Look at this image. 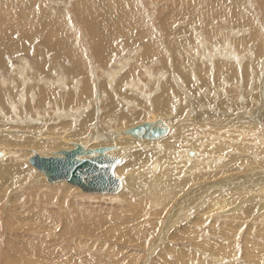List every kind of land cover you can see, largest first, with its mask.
<instances>
[{
  "label": "rangeland",
  "instance_id": "374dc122",
  "mask_svg": "<svg viewBox=\"0 0 264 264\" xmlns=\"http://www.w3.org/2000/svg\"><path fill=\"white\" fill-rule=\"evenodd\" d=\"M85 0H0V8H2V7H4V6H6L7 5V3H8V6H9V14H10V18H11V23L13 24V25H15V26H20V25H28V24H38V23H40L41 22V20H40V18H39V15H40V13H46V14H51V15H58L57 13L59 12V11H62V13H63V17H65L71 24H72V27L73 28H75L76 29V31H77V33H78V35L79 36H81V39H80V41L81 42H89V40H88V36H89V34H90V28H89V26H91V24L89 25V21H88V19L91 17V16H95V17H98V15L96 14L97 12H92V11H90L89 10V18H86V16L85 15H83V14H81V12H80V5L84 2ZM101 1H104V0H91V2H90V5L91 4H96V3H98V2H101ZM128 1V2H127ZM161 1V2H160ZM170 1H171V3L173 4H171L170 3ZM184 1V2H183ZM193 0H123V2L128 6V5H133L132 7L133 8H135V9H137L138 11H144V13H137V14H135L137 17H136V19L139 21V22H145V24H147L144 28L145 29H147L148 27L150 28H148L147 29V31H148V35H149V30H153L154 31V35H152L151 36V38H152V40H150L149 42H151V43H153L154 45H155V47H156V45H158L159 47H156V49H158V48H160L161 46H162V50H164V52L167 54V51H168V53L169 54H167V56H169V57H171L172 56V54H173V56H174V52L177 54V55H179V57L181 56V58L180 59H182V60H184L183 62L185 63V64H189L188 62H186V61H188L189 60V62H190V64H191V67H193L194 65V69H195V67H197L196 69H198L199 68V65L201 64V62L200 61H207L208 63H210L211 61H212V63H213V61H215L213 58H215V57H212V55H211V50H212V53H214L213 52V49L215 48V46H216V48H217V42H218V39L219 38H222V35L224 36V34L226 33L227 34V39H229L228 40V44L226 45L227 46V48L226 49H228V50H231V51H233V48H232V46H233V44H232V41H233V36L234 37H238V33H237V31H240L241 33H243L244 31L248 34V33H250V31H252L253 32V27H255V26H259V27H261L262 28V30L260 29L259 31L262 33V35L264 34V0H220V1H218L217 0V4L216 3H214V7L212 8V16H213V20H212V24H210V26L209 25H207L206 23L204 24L203 22H205V15H202V17H198V16H201L200 14L202 13V14H204L205 13V9H207V8H205L206 6H209V4L211 3V0H210V2H208L207 0H205V1H207V3L204 5V6H201V7H199L198 8V14L197 13H195V12H193L192 14H197V16H194V18L195 19H193L192 18V16H190V15H186V13H184V11H185V7H186V5H187V7L188 8H192V7H190V5H193L194 6V4H195V1L196 0H194V2H192ZM201 1H203V2H205L204 0H201ZM63 2V3H62ZM131 2V3H130ZM183 4V6H182V8H179V4H181V3ZM221 2V3H220ZM11 3V4H10ZM30 3H33V4H38V6H31V4ZM76 3V4H75ZM149 3V4H148ZM153 4H155V5H153ZM171 4V5H170ZM188 4H190L189 6H188ZM76 5V6H75ZM149 5V6H148ZM185 5V6H184ZM241 5V6H240ZM155 6V7H154ZM157 6H158V9H157ZM174 7H177L178 8V11L175 13V11H174ZM216 7V8H215ZM160 8V9H159ZM195 8V7H194ZM193 8V9H194ZM219 8V9H218ZM128 9H129V7H128ZM192 9V10H193ZM199 10H200V12L201 13H199ZM205 10V11H204ZM195 11V10H194ZM214 11L216 12L217 11V13H218V15L220 16V19H219V16L216 14V13H214ZM221 11V12H220ZM184 13V15L186 16V19L185 18H181V20H180V17L179 16H177V14H179V13ZM220 13H221V15H220ZM234 13H236L237 15H233ZM144 14V15H143ZM248 14V19H246L245 17H246V15ZM100 15V14H99ZM170 15V16H169ZM176 15V16H175ZM205 16V17H204ZM214 16H216V17H214ZM237 16H239L238 17V20H237ZM173 17V18H172ZM235 17V18H234ZM214 18H215V20H214ZM85 19V20H84ZM174 19V20H173ZM191 19H193V20H191ZM201 19V20H200ZM84 20V21H83ZM183 20V21H182ZM195 20V21H194ZM197 20V21H196ZM198 20H199V23H201V27L203 28V26H204V28L202 29L201 27H200V24L198 23ZM218 20H220V21H222V22H220V21H218ZM242 20V21H241ZM135 21V19L134 20H132V22H134ZM201 21V22H200ZM217 21V22H216ZM240 21V22H239ZM87 22V23H86ZM89 22V23H88ZM132 22H130V23H132ZM184 22V24H181V23H183ZM194 22V23H193ZM197 22V23H196ZM216 24H215V23ZM127 24V28H126V34L128 35L129 33H128V29L130 28V30H131V28H133V26H132V24ZM169 23V24H168ZM196 23V25H194ZM88 24V25H87ZM138 24V23H137ZM167 24V25H166ZM174 24H177V25H174ZM219 24V25H218ZM185 25V26H184ZM196 27H194V26ZM197 25H199V29H198V27H197ZM211 25H215L214 26V28L215 27H217V28H219V29H214L213 28V26H211ZM135 26H136V23H135ZM148 26V27H147ZM171 26H172V28H176V27H179V29H182V28H188V29H186V30H188L189 32L187 33L185 30H183V31H180V34H176L175 33V35H173V37L168 33V31H167V28H171ZM188 26V27H187ZM205 26H206V30H208V31H206V30H204L205 29ZM219 26V27H218ZM129 27V28H128ZM151 27H153V28H151ZM166 27V28H165ZM182 27V28H181ZM191 29H190V28ZM208 27H212L213 28V30H215L216 32H214L215 33V35H216V40H211V38H209L210 36H214L213 35V30H212V28H211V32H209V28ZM193 28H195V29H197V31H195V29H193ZM208 28V29H207ZM194 31H193V30ZM221 29V30H220ZM252 29V30H251ZM161 30H163V31H161ZM199 30V31H198ZM219 30V31H218ZM139 31H142V29H139ZM194 32V33H192V32ZM222 31V32H221ZM228 31H230V33H228ZM132 32H133V34H134V29L132 30ZM143 32V31H142ZM165 32V33H164ZM186 32V33H185ZM201 32V33H200ZM223 33V34H221V33ZM225 32V33H224ZM144 33V32H143ZM157 33L159 34V35H157ZM164 34V35H162V34ZM203 33V34H202ZM240 33V34H241ZM193 34H195L196 36H198V37H196L195 35H193ZM199 34V35H198ZM205 34V35H204ZM210 34V35H209ZM212 34V35H211ZM239 34V35H240ZM165 35H166V37H165ZM167 35L169 36V37H167ZM188 35V36H187ZM203 37H202V36ZM219 35H221V36H219ZM262 35H260V36H262ZM38 36V35H37ZM161 36V37H160ZM164 36V37H163ZM179 36V37H178ZM185 36L187 37V38H185ZM190 36V37H189ZM200 36H201V38H200ZM206 36V37H205ZM39 37V39L35 42V43H37V45L39 46H37L38 47V49L40 48V49H42V50H40L41 51V53L43 52L44 53V50H45V46H47L46 45V42H45V40L43 39V38H41L40 36H38ZM205 37V38H204ZM218 37V38H217ZM14 38L15 39H18L19 38V36L17 35V34H14ZM41 38V39H40ZM189 38H193L194 40H196L195 42H196V44L194 45V43H193V47H195V46H197V47H195V48H193V47H191V44H192V41H194L193 39H190L189 40ZM196 38H198V39H196ZM204 38V39H203ZM126 39H130L131 40V42H132V44L130 43V41H126ZM123 38L122 39V42H120L119 43V45H117L118 44V42H117V44H116V48H117V53H116V55H118L117 56V61H115V57L114 56H116V55H110V56H105L104 57V59L101 57V56H96L95 54H94V52L91 50V52H93V54L91 55V54H89V51H87L88 49L87 48H85V45H84V48H85V52H86V54L87 55H85L84 57H87V58H83L82 60H80V59H78L79 61H76L75 60V58H76V56L73 54V53H71L70 52V48H69V40H67V47H68V51H67V55H66V57H65V59H64V56H65V53H61V52H59L58 50H57V52H59V59L63 62V63H67L68 65H70V68H67L66 70H64V72H67L66 74H69L71 77H74V78H80L81 79V82H82V84H83V80H85V78L86 77H88L89 78V80H90V83H91V85L93 84L94 85V87H95V89H96V87H101L100 88V91H102V93L100 92V91H98V90H96V94L97 95H99V101L101 102V99H102V107H103V112L105 111V113H102V111H100L99 113H97V117H98V120H100V121H103V124H102V127L106 130V131H108V129H107V125L108 124H111V122H113L114 123V121H111L109 118L111 117V118H113L115 115V117L113 118V119H115V118H117L118 120H116V122H115V124H114V126H116L115 128H117V129H120V128H124V127H126V126H129V125H133V124H135V123H138V122H142V121H144V120H146V119H151L152 117H150L149 118V116H148V113H147V111H154V108H153V106H152V104H150V103H152L151 102V100L154 98V95H159V94H161L162 93V91H163V89L164 88H167V86H168V88L167 89H170L169 88V82L168 83H166V82H164L165 80L167 81H169L170 79L171 80H175V78L174 77H172L173 75H170V77L171 78H169V74H170V72H171V67L173 68V66H171L170 65V63L169 64H167V60L166 61H164V60H161L162 59V57H161V55H159V54H157V53H155L154 55L152 54V53H150L151 51H150V48H148V45H147V43L145 42V43H142V39L141 40H138V38H135V36L133 37V35L132 36H130L129 38ZM133 39V40H132ZM155 39H157V40H155ZM165 39V40H164ZM169 39V40H168ZM178 39V40H177ZM185 39V40H184ZM199 39H200V41H199ZM40 40H42V42L40 41ZM123 40H124V42H123ZM135 40H138V41H136V42H134ZM163 40V41H162ZM171 40V41H170ZM188 40V41H187ZM197 40L199 41V42H197ZM157 41V42H156ZM159 41H161V42H159ZM174 41H176L175 43H177V46L176 47H174L173 45H172V43L171 42H174ZM201 41H204V42H202L201 43ZM205 41H207V42H205ZM210 41H215V45L213 46L211 43H210ZM126 42V43H125ZM130 44H129V43ZM134 42V43H133ZM141 42V43H140ZM166 42V43H165ZM169 42V43H168ZM190 42H191V44H190ZM209 42V43H208ZM42 45H40V44ZM123 43H125V44H123ZM163 43V44H162ZM188 43V44H187ZM200 43V44H199ZM206 43H208V44H206ZM86 45H87V43H85ZM138 44V45H137ZM160 44H162L161 46H160ZM167 44V45H166ZM185 44V45H184ZM198 44H199V46H198ZM30 45V44H29ZM122 45H125L126 46V48H125V46L124 47H122ZM132 45V46H131ZM146 45V46H145ZM166 45V46H165ZM201 45H203V46H201ZM213 47H212V46ZM223 44H220V46L221 47H223L222 46ZM131 46V47H130ZM136 46H137V48H136ZM139 46H141V47H139ZM209 48H208V47ZM211 46V47H210ZM43 47H45V48H43ZM121 47H122V49H121ZM131 49H130V48ZM134 47V48H133ZM139 47V48H138ZM163 47H165V48H163ZM204 48V49H201V48ZM145 48V49H144ZM170 50H169V49ZM199 50H198V49ZM213 48V49H212ZM120 51H119V50ZM134 49H139L140 50V52H137V51H139V50H134ZM141 49H144V50H141ZM161 49V48H160ZM197 49V50H196ZM208 51H207V50ZM219 49V48H218ZM39 50H35V51H33L34 53H32L33 54V57H32V54H27L26 52V56L28 57V59L30 60V63H32L35 59H37V58H42V57H40V56H37L36 54H39L38 52H40ZM130 50H132V51H130ZM146 50V51H145ZM166 50V51H165ZM187 50H188V52L189 53H187ZM192 50V51H191ZM196 50V51H195ZM202 52H201V51ZM203 50H205L206 52L204 53V51ZM130 52V56H132V58H133V60L132 61H130L131 60V57L130 56H128V54H129V52ZM137 52V53H134V52ZM145 52L146 54H142V56H140L141 55V53L142 52ZM174 51V52H173ZM194 51H195V57H193L194 56ZM210 51V52H209ZM220 51H222L221 49L219 50V52ZM53 52V53H52ZM57 52L55 51L54 52V50H52L51 52H50V54H49V52H47V54L49 55V58L50 59H54V58H58L57 56ZM116 52V51H115ZM115 52H114V54H115ZM123 52V53H122ZM127 52H128V54H127ZM171 52V53H170ZM184 52V53H183ZM204 53L205 55H207L208 56V54L210 53V59L209 60H207L208 58L207 57H204L205 55H202L201 53ZM208 52V53H207ZM254 52V51H253ZM125 53V54H124ZM134 54H138V56L137 55H134V57H135V60H134V57H133V55ZM152 54L151 56H148L149 54ZM181 53V54H180ZM190 53H191V55H190ZM200 53V54H199ZM248 53V52H247ZM61 54V55H60ZM69 54V55H68ZM72 54V55H71ZM89 54V55H88ZM106 54H108V53H106ZM120 54V55H119ZM127 54V56H125ZM148 54V55H147ZM184 54L186 55V59L184 58L185 56H184ZM193 54V55H192ZM197 54V55H196ZM216 54H218L219 55V53H216ZM232 54H237V55H239L240 57L241 56H243L241 53H239V52H236V51H234V52H232ZM252 54H254V53H252ZM57 55V56H56ZM122 55L124 56V57H128V58H130V59H127L126 60V58H122ZM183 55V56H182ZM190 55V56H189ZM217 55V56H218ZM19 56H21V57H23V55H19ZM68 56V57H67ZM70 56V57H69ZM72 56H73V58H72ZM90 56V57H89ZM94 56V57H93ZM119 56H121V58L123 59V60H125L124 62H123V60H120L119 58ZM148 56V57H147ZM192 56V57H191ZM203 56V58L205 59H202L201 57ZM112 57H114V58H112ZM136 57H138V58H136ZM188 57V58H187ZM189 57H191L190 59H189ZM199 57V58H198ZM254 57H255V55H254ZM15 58H18V56L17 57H15ZM68 58H70V59H68ZM89 58V59H88ZM111 58V59H110ZM146 58V59H145ZM148 58V59H147ZM150 58V59H149ZM155 58H156V60H155ZM160 58V59H159ZM194 58H196V59H194ZM221 58V55H220V57L218 56V57H216L215 59L217 60V59H220ZM97 59V60H96ZM99 59V60H98ZM112 59H113V62H112ZM119 59V60H118ZM144 59V60H143ZM198 59V60H197ZM213 59V60H212ZM16 60V61H15ZM55 60V59H54ZM65 60V61H64ZM72 60H74L73 62H72ZM93 60V61H92ZM109 60V61H108ZM142 60V61H141ZM150 60V61H149ZM194 60V64L192 63V61ZM197 60V61H196ZM233 60H235V61H237V62H239L238 60H237V58H233ZM13 61L14 62H12V65H10V70H9V73H8V70H7V67H5L6 66V62H3V64H2V66L1 67H3V68H1L0 67V69H3V70H7L6 72L5 71H0V101L2 102H0V108L2 107V111L0 110V112H1V114H0V133H2V134H0L1 136L0 137H3V136H5V135H9V136H5V137H11V136H14V135H21V134H25V135H32V136H37V132H42L43 131V136H44V132H46L45 131V129H49V126L50 127H52V128H55V129H58L59 131H63L64 129L65 130H67V131H69L70 130V128L71 129H73V131L75 130V131H77V133H78V128H79V124H80V122L84 119V117H85V115L87 114V112H89V110H91L92 109V107H93V104H94V99H92L91 100V105L90 106H88L87 107V109L86 110H84L83 108H82V105L83 104H81V108H77V106H78V103H76V101H74V98L73 99H69V98H71L72 96H70L69 95V84L70 83H68L67 84V78H65V74H61V72H57L58 74H56V75H58L60 78L62 77V78H64L65 80H66V85L68 86V88H66V85H65V87L63 88V89H53V90H51V92L49 91V93L47 92L46 93V96L44 95V94H41V92H38V97H37V99L39 100L38 101V103H39V105L38 106H36V103L34 102V100L33 99H35L36 98V87H37V85H35V83H31V81H30V83L32 84H30L29 85V83L27 82V85L28 86H30L31 88L33 87V89H31L30 87V89L29 88H27L28 86L26 85V82H25V79L26 78H28L30 75H32L33 74V72H32V69H27V67H25V66H23L24 68H26V69H21L20 70V68H18L19 67V65H21V62L18 60V59H13ZM32 61V62H31ZM89 61V62H88ZM94 61H99L98 62V64H101V62L100 61H103V62H105V65H104V63L103 64H101V65H98L97 66V62H95V63H93ZM115 61V62H114ZM133 61L135 62V64H133ZM155 61V62H154ZM173 60H171L170 62H172ZM210 61V62H209ZM80 62V63H79ZM108 62V64H106ZM117 62V63H116ZM120 62H122L123 63V65H124V68H122L121 66H123ZM126 62H131V63H129V64H132L130 67L128 66L129 64L128 63H126ZM138 62H139V65H138ZM160 62V63H159ZM164 62V63H163ZM166 62V63H165ZM196 62V63H195ZM197 62H199V63H197ZM202 62V63H203ZM13 63L15 64V66H17V68L14 66L13 67ZM16 63H17V65H16ZM112 63H113V65H115V67L112 65ZM126 65H125V64ZM142 63V64H141ZM150 65H148V64ZM240 63V62H239ZM264 63V62H263ZM74 64V65H73ZM78 64V65H77ZM79 64L81 65V66H79ZM83 64V65H82ZM90 64V65H89ZM128 64V65H127ZM137 64V65H136ZM242 64H244L243 62H242ZM71 65H73L72 67H71ZM76 65V66H75ZM107 65V66H106ZM155 65V66H154ZM170 65V66H169ZM193 65V66H192ZM77 66H79V67H83V66H86L87 67V69H90V67L89 66H91L92 67V70H93V75L91 76L90 74H89V72L86 70L85 71V69H84V71L82 70V69H79ZM94 66H97V67H94ZM112 66V67H111ZM118 66V67H117ZM134 66V67H133ZM136 66L138 67V68H136ZM160 66V67H159ZM165 66H166V68H165ZM262 66V63H260V67ZM49 67V65H47V68ZM76 67V68H75ZM89 67V68H88ZM100 67V68H99ZM101 67H102V69H101ZM114 67V68H113ZM127 67V68H126ZM130 68V70L132 71V78L130 77V75H128V74H130L131 73V71L129 70V68ZM133 67V68H132ZM155 67V68H154ZM161 67H162V69H161ZM175 67V66H174ZM14 68H16V69H14ZM106 68V69H105ZM109 68H113L112 69V72H111V70L109 69ZM117 68V69H116ZM119 68V69H118ZM134 70H132V69ZM142 68V69H141ZM264 68V67H263ZM11 69H13L14 70V72L16 73L17 71H19V73H21V74H23V76H21V75H19V73L18 74H15V73H13V70H11ZM101 69V70H100ZM105 69V70H104ZM109 69V70H108ZM129 70V71H126V70ZM138 69V71H136ZM165 69V70H164ZM27 72H26V71ZM76 70V71H75ZM96 70H98V71H96ZM117 70H121V71H117ZM124 70V71H123ZM143 70V71H142ZM156 70L160 73H157L156 72ZM162 70L164 71V72H162ZM167 70H168V74H167ZM174 72H175V70H176V67H175V69L173 68L172 69ZM11 71V72H10ZM23 71V72H22ZM24 71H25V75H24ZM30 71V72H29ZM69 71H72V72H70L69 73ZM79 71V72H78ZM95 71V72H94ZM103 71H105L106 73H108V72H110L109 73V75L107 74L106 75V73H105V75L104 74H102V73H104ZM108 71V72H107ZM116 73H115V72ZM135 71L138 73V74H142V75H138L137 73H135ZM166 71V72H165ZM213 71V75H211L210 74V76L212 77V76H214L215 77V71L214 70H212ZM262 71V72H261ZM261 71H259V72H255V69L253 68V76H255L256 74H259L260 75V79L261 80H259V82L261 81V83H259V82H257L258 83V86H257V84L254 82V84H253V80L251 81V82H249V84H245L246 83V81H244L243 80V78H242V80H241V87H237L236 85H234L233 83H229L228 85H226L225 87H223L222 86V84H220L221 85V89L218 91V90H216V91H218V92H211L212 94L210 95L209 93H207V87L211 90V86H212V88L213 87H215L216 89H218L216 86H218L217 85V82H214L213 81V79H214V77H210V79L212 80V83L209 85V84H206V86H205V83H204V81L205 80H207L206 78H204L201 74L199 75V76H196L197 78H200L199 80L197 79V81H196V77L194 78V80H195V82L194 83H191V82H189V80H187L186 81V79L188 78H182L181 77V80H179V81H181L180 82V86H179V83H178V85L177 86H175V89H173L174 90V92L175 93H177L175 96V99H179V96H180V100L179 101H181L182 99V104H181V106H182V108H183V106L184 105H188L189 104V106H191L192 104H194L195 103V105L194 106H197L196 107V110H194L190 115L189 114H184V112L180 115V114H177V112H174V111H169L168 110V112L169 113H171V112H173L172 113V115H171V117L174 119H172V121H171V124L174 126V127H176V125L175 124H173V122H176L177 121V124L178 123H186V122H189V121H192L193 120V122H192V127H194V128H198V127H196V126H201V125H203V126H208V128H206V129H209L210 128V130H213L214 128L216 129L217 127H218V125L217 126H215L214 124H213V122L214 121H217L218 123H220L221 124V126L219 127L220 129H219V134L220 135H222V136H227V134H229L230 133V137L231 138H233L231 135H233V132L234 133H237L236 132V128L238 127V122H237V119L235 120V122L234 121H231L232 119L231 118H233V116L234 115H238L239 117H242V118H244V117H246V115H244V113H246L247 111H249V113H255L258 109H259V111L261 112L262 111V117H261V120H259L260 122V125L261 126H263L264 125V69H262ZM1 72H3V74H5V76H7V73H8V77H5V76H2L3 74L1 73ZM45 72V70H43V72L42 73H44ZM75 72L77 73V74H79V73H81V74H79V75H77V74H75ZM86 72V73H85ZM100 72V73H99ZM102 72V73H101ZM117 72H118V74H117ZM124 72V73H123ZM125 72H126V74L128 73V72H130V73H128L127 75H128V78L126 77V75H124L125 74ZM140 72H142V73H140ZM145 72H147L146 74H145ZM11 73H12V75H11ZM32 73V74H31ZM48 70H46V74L48 75ZM113 75H112V74ZM120 73H122L121 75H119ZM16 75V76H14V75ZM28 74V75H27ZM84 74H85V78H84ZM98 74V75H97ZM102 74V75H101ZM116 74V75H115ZM133 74H135L134 76H133ZM157 74H158V76H157ZM206 73H204V75H205ZM90 75V76H89ZM103 75L105 76V77H103ZM111 75H112V77H111ZM119 75V76H118ZM123 75V77L122 78H124V79H122L121 78V76ZM138 76V80L140 81H138L137 80V76ZM165 75V76H164ZM166 75H168L167 77H166ZM17 76H19V77H17ZM27 76V77H26ZM106 76L108 77L107 79H111V80H107L106 79ZM110 76V77H109ZM113 76L118 80H115V78H113ZM125 76V77H124ZM139 76H141V77H139ZM146 76V77H145ZM151 78H150V77ZM162 76V77H161ZM164 76V77H163ZM179 76H181V75H179ZM11 77V78H10ZM22 77H23V79H22ZM95 77H97V78H95ZM100 77V78H99ZM148 77V78H147ZM153 77H154V79H155V81L153 80ZM156 77H159V78H156ZM162 79H161V78ZM166 77V78H165ZM3 78H5V79H3ZM20 78L22 79V81H21V83H24L23 85L21 84V83H18L17 82V80L19 79L20 80ZM83 78V79H82ZM122 80H121V79ZM135 78V79H134ZM146 78V79H145ZM150 78V79H149ZM164 78V79H163ZM172 78H174V79H172ZM7 79H8V81L9 82H11V83H9L8 81H7ZM12 79V80H11ZM17 79V80H16ZM96 79H98V80H96ZM103 79H105V81L103 80ZM130 79V80H129ZM159 80V81H157V80ZM183 79H185L184 81H183ZM203 79H204V81H203ZM228 79H230V78H228ZM3 80H6L7 81V84H8V87L6 86V84H5V86H4V83H6L5 81L4 82H2ZM11 80V81H10ZM78 79H76V81H77ZM127 80V81H126ZM145 80H148L149 82L147 83V81H145ZM164 80V81H163ZM215 80V79H214ZM217 80V79H216ZM16 81V82H15ZM29 81V80H28ZM79 81V80H78ZM97 81H99V82H97ZM115 81H116V83H115ZM130 81V82H129ZM133 81H135L136 83H134ZM178 81V82H179ZM184 83H183V82ZM189 82V83H187L188 85H186V88H184L185 86H182L183 84L185 85L186 84V82ZM202 81V82H201ZM242 81H244V82H242ZM93 82V83H92ZM119 82V83H118ZM124 82V83H123ZM155 82V83H154ZM162 82L163 83H166V84H168L167 86H163L164 88L162 89V88H160L161 86V84H162ZM201 83V85H200V83ZM14 83H17V84H14ZM45 83V82H44ZM43 83V84H44ZM95 83V84H94ZM108 83V84H107ZM110 83H111V85H110ZM127 85H126V84ZM150 83H153V85L152 84H150ZM157 83H161L160 85L159 84H157ZM181 83H183V84H181ZM197 83V84H196ZM199 83V84H198ZM244 83V84H243ZM119 84V87H120V89L118 88V85ZM121 84V85H120ZM122 84H124V85H122ZM150 84V85H149ZM189 84H190V89L192 90H190L188 87H189ZM193 84H196L197 85V87H196V85H195V87H196V90H195V87H193L192 85ZM216 84V85H215ZM9 85H11L12 87H13V89H14V91H13V89H12V87L10 86L9 87ZM26 85V86H25ZM36 86V87H34V86ZM101 85V86H100ZM115 85L116 87H117V89H116V87L113 86ZM152 85V86H151ZM201 87H200V86ZM232 85V86H231ZM243 85H244V87H243ZM21 88H20V87ZM124 86H126V87H124ZM128 86V87H127ZM131 86H132V88H131ZM147 86V87H146ZM188 86V87H187ZM191 86H192V88H194V89H192L191 88ZM205 86V87H204ZM210 86V87H209ZM247 86V87H246ZM8 89H7V88ZM15 87H16V90H15ZM19 87V88H18ZM25 87V88H24ZM58 88V86L56 85V86H54L53 88ZM105 87V88H104ZM112 87V88H111ZM158 87V88H157ZM177 87V88H176ZM181 87V88H180ZM198 87H199V89L201 90V88L203 89L202 90V92H204V93H206V94H203L201 91H199V89H198ZM237 87V88H236ZM243 87V88H242ZM249 87V88H248ZM260 87V88H259ZM24 88V89H23ZM38 88V87H37ZM110 88V89H109ZM128 88H130V89H128ZM148 88H150L151 89V91L148 89ZM154 88V89H153ZM173 88H174V85H173ZM184 88V89H183ZM244 88H247V89H244ZM12 90L13 91V93H12V91L10 92V90ZM21 89H23V90H21ZM27 89H28V91H27ZM34 89H35V91H34ZM103 89H105V90H103ZM138 89H140V90H138ZM159 89V90H158ZM162 91H161V90ZM177 89V90H176ZM179 89H183L182 90V93H181V91H179ZM204 89H206V90H204ZM244 89V90H243ZM254 89V90H253ZM258 89H260L259 91H258ZM262 89V90H261ZM6 90V91H5ZM7 90H9V91H7ZM17 90H19V93H18V91ZM21 90V91H20ZM26 90V91H25ZM32 90V92H35V95H32V96H34V98L32 99V96H31V94H28V92L30 93V91ZM60 90V91H59ZM112 92H111V91ZM122 91V90H124V91H122L123 93L121 94V92L120 91ZM127 90H129V91H127ZM137 90V91H136ZM154 90H156V91H154ZM195 90V91H194ZM228 90V94L227 93H225L226 91ZM55 91V92H54ZM62 91V92H61ZM104 91H106V92H104ZM131 91H133V92H131ZM136 91V92H135ZM142 91H145V92H142ZM147 91V92H146ZM153 91V92H152ZM161 91V92H160ZM178 91V92H177ZM183 91H184V93H183ZM186 91H188V92H186ZM194 91V92H193ZM199 91V92H198ZM225 91V92H224ZM240 91V92H239ZM242 91V92H241ZM245 91V92H244ZM10 92V93H9ZM22 92V93H21ZM25 92H27V94L29 95H27ZM44 91H42V93H43ZM65 92V93H64ZM75 93H76V91H74ZM81 92V91H80ZM103 92H104V94H103ZM126 94H125V93ZM142 92V93H141ZM158 92H159V94H158ZM224 92V93H223ZM235 92V93H234ZM10 95H9V94ZM15 93V94H14ZM25 94V95H27L28 97H26L25 95L24 96H20V95H18V94ZM57 93H58V95H57ZM64 93V94H63ZM67 93V94H66ZM82 93H83V91H82ZM119 93V94H118ZM129 93V94H128ZM131 93V94H130ZM143 93H145V94H147V95H145L144 94V96H146V97H148L149 98V100H148V98H146V100L144 99V98H142L141 96H143ZM151 93V94H150ZM156 93V94H155ZM174 93V94H175ZM179 93V94H178ZM183 94L184 96H185V98H184V96L182 97V99H181V94ZM190 94L191 96H192V93L194 94V93H197L198 94V96L200 97V99L202 98V100H200L201 102L200 103H203V104H200V103H198L197 102V100H199V98H198V96H195V95H193V96H195V97H197L198 99H195V98H191V96L190 95H187V94ZM230 93V94H229ZM241 93H243V95L241 94ZM249 93V94H248ZM49 94H51V95H49ZM55 94V95H54ZM101 94V95H100ZM110 94H112V96H110ZM132 94H133V97H132ZM135 94V95H134ZM138 94V95H137ZM140 94V95H139ZM209 95L208 97L209 98H207L206 96V99L203 101V97L204 96H201V95ZM225 94V95H224ZM14 95V96H13ZM43 95V96H42ZM48 95V96H47ZM64 95V96H63ZM83 95H84V93H83ZM104 95V96H103ZM130 95V96H129ZM150 95V96H149ZM187 95V96H186ZM217 95V96H216ZM256 95V96H255ZM10 96H12V97H10ZM30 96H31V98H30ZM45 96V97H44ZM108 96V97H107ZM121 96H128V97H126V98H124V99H126V100H128L129 98V103H128V101H126V100H124V99H121L122 97ZM138 96L139 97H141V100H143V102H141L140 101V98H138ZM143 96V97H144ZM153 96V97H152ZM220 96V97H219ZM225 96H226V98H225ZM232 96V97H231ZM247 96V97H246ZM16 97V98H15ZM18 97V98H17ZM19 97H22V98H19ZM24 97H26V98H24ZM47 97H49V98H47ZM69 97V98H68ZM108 99H107V98ZM109 97H112L113 98V101H110V99H112V98H109ZM116 97L118 98V99H116ZM138 98V100L137 101H139L140 103H139V106H138V103H137V101L136 102H134L135 104H131V101L133 100V99H135V98ZM151 97H152V99H151ZM188 97V98H187ZM204 97V98H205ZM228 97H231V98H228ZM14 98V99H13ZM42 98V100H40V99ZM62 98V99H61ZM104 98V99H103ZM187 98V100H185ZM247 98L249 99V100H247ZM15 100V102L14 101H10V100ZM28 99V102L26 101V103H24L23 104V102H25V100H27ZM32 100V101H29V100ZM45 99V100H44ZM50 99V100H49ZM106 99V100H105ZM116 99V100H115ZM191 99V100H190ZM231 99V100H230ZM245 99H246V101H245ZM251 99H253V101H256V102H253ZM255 99V100H254ZM19 100V101H18ZM24 100V101H23ZM45 102H44V101ZM47 100V101H46ZM68 100V101H67ZM108 100V101H107ZM117 100H119L118 102H117ZM189 100V102L190 103H187V101ZM193 100V101H192ZM207 100V101H206ZM221 100V101H220ZM148 101H149V103H148ZM184 101V102H183ZM185 101H186V103L187 104H185ZM205 101H206V103H205ZM4 102V103H3ZM13 102V103H12ZM19 102H21L22 103V105L19 103ZM30 102V103H29ZM35 104H34V103ZM41 102V103H40ZM47 102L49 103V105H46L47 104ZM55 102H59L58 104H55L54 105V103ZM110 102H112V103H115V104H111ZM119 102H121V103H119ZM125 102V103H124ZM133 102V101H132ZM191 102H193V103H191ZM246 102V103H245ZM9 103H11L12 105L14 104V106H13V108L12 109H16V110H12V111H10V108H9V106L11 105V104H9ZM16 103H17V105H16ZM144 104V105H142V104ZM146 103V104H145ZM148 103V104H147ZM20 105V107H18L19 105ZM29 104V105H28ZM44 104H45V106H44ZM122 104V105H121ZM131 104V105H130ZM141 104V105H140ZM197 104V105H196ZM213 104V105H212ZM240 104V105H239ZM16 105V106H15ZM31 105L33 106V108L31 107ZM112 106V108H110L111 106ZM114 105V106H113ZM120 105V106H119ZM123 105H124V107H123ZM127 105V106H126ZM137 105V106H136ZM146 105H149V106H146ZM218 105V106H217ZM221 105V106H220ZM252 105V106H251ZM259 107H258V106ZM22 106H24L23 108H21ZM42 106V107H41ZM51 106V107H50ZM118 108H117V107ZM129 106V107H128ZM135 106V107H134ZM144 106H145V109H143L144 108ZM193 105H192V107L193 108H195ZM203 106V107H202ZM245 106V107H244ZM4 107H6V108H4ZM17 107V108H16ZM27 107V108H26ZM114 107H116V108H114ZM125 107L126 108H128V109H125ZM148 107H149V109H151V110H149L148 109ZM179 107V106H178ZM177 107V109H179ZM202 107V109H200V108ZM221 107V108H220ZM225 107V108H224ZM249 109H248V108ZM30 108V109H29ZM45 108H47V109H45ZM115 110H114V109ZM133 108V109H132ZM136 108V109H135ZM141 108V110H139ZM147 108V109H146ZM216 108H218V109H216ZM247 108V109H246ZM52 109V110H51ZM59 109H60V111H59ZM78 109H80V113L79 114H77V113H75L74 111L75 110H78ZM124 109V110H123ZM142 109H143V111H142ZM183 109H186V111H188L187 109V107H185L184 106V108ZM189 109H191V108H189ZM254 109V110H253ZM31 110V111H30ZM35 110V111H34ZM38 110V111H37ZM46 110V111H45ZM135 110H136V112H137V114L138 113H140V115L138 114V116H140V120L138 119L137 121H132V122H130L129 120H130V118L129 119H127V117L126 116H124L123 118L121 117V115L122 114H124V113H126V111H127V113H133V114H136V113H134L135 112ZM200 110V111H199ZM223 110V111H222ZM13 111H14V113H13ZM15 111H16V113H15ZM42 111V112H41ZM107 111V112H106ZM117 111V112H116ZM123 111V112H122ZM198 111H199V116H200V121H199V119L197 120L196 119V115H198ZM210 111H211V113H210ZM11 112V113H10ZM32 112V113H31ZM46 112V113H45ZM55 112V113H54ZM63 112V113H62ZM203 113V115H202V113ZM226 112V113H225ZM5 113L7 114V115H5ZM22 113V114H21ZM84 115H83V114ZM243 113V114H242ZM2 114H4V115H2ZM50 114V115H49ZM64 114V115H63ZM67 114V115H66ZM70 114V115H69ZM72 114V115H71ZM81 114V116H78V115H80ZM105 114V115H104ZM108 116H107V115ZM150 114V113H149ZM202 115V117H201V115ZM205 114V115H204ZM23 115V116H22ZM75 115V116H74ZM117 115H119V116H117ZM125 115V114H124ZM180 115V117H178ZM208 115V116H207ZM211 115H213V116H215V119L213 120V122H212V119H211ZM8 116V117H7ZM56 116H57V118H56ZM61 116V117H60ZM67 118H66V117ZM113 116V117H112ZM148 116V117H147ZM174 116V117H173ZM176 116V117H175ZM205 116H207V117H205ZM13 117V118H12ZM63 117V118H62ZM104 117V118H103ZM126 117V118H125ZM147 117V118H146ZM204 117H205V119H204ZM235 117V116H234ZM2 118H4V119H6V120H4V119H2ZM8 118H10L11 119V121H10V119H8ZM47 118V119H46ZM66 118V119H65ZM146 118V119H145ZM204 119V121L202 122L201 120H203ZM50 119V120H49ZM144 119V120H143ZM228 119V120H227ZM241 119V118H240ZM4 120V121H3ZM16 120V121H15ZM61 120V121H60ZM182 121V122H180V121ZM242 120V119H241ZM14 121V122H13ZM59 121V122H58ZM62 121H64L65 122V127H64V129L63 130H60V128L57 126V124L58 123H60V122H62ZM95 120H93V122H94ZM123 121H125V122H123ZM128 121V122H127ZM10 124H12V125H10ZM56 122V123H55ZM98 125H101L99 122H97V121H95ZM123 122V123H122ZM209 122V123H208ZM232 122H234V123H232ZM243 122H247V123H249L248 121H243ZM6 123V124H5ZM42 123V124H41ZM48 123V124H47ZM198 123V124H197ZM212 123V124H211ZM4 124V125H3ZM10 126H9V125ZM52 126H51V125ZM219 124V125H220ZM229 124H231V125H233L234 124V126H232L231 127V125H229ZM237 124V125H236ZM27 125H28V127H27ZM55 125V126H54ZM87 125H90V123L89 124H87ZM95 124L93 123V125H91L90 126V128L91 129H89L88 131H89V133L92 131V129H93V127L92 126H94ZM122 125V126H121ZM179 125V124H178ZM15 126H16V128H15ZM229 128H228V127ZM35 127V128H34ZM235 129H234V128ZM27 128V129H26ZM222 128V129H221ZM224 128H227L226 130L224 129ZM229 129V130H228ZM15 130H16V132H15ZM64 130V131H65ZM217 130V129H216ZM250 130V129H249ZM111 131V130H110ZM224 131H226V132H224ZM231 131V132H230ZM23 132V133H22ZM25 132V133H24ZM27 132V133H26ZM33 132V133H32ZM35 132V133H34ZM4 133V134H3ZM30 133V134H29ZM244 133H247V132H244ZM243 133V134H244ZM13 134V135H12ZM210 134V132H208L207 131V133L205 134V135H209ZM217 134H218V132H217ZM243 134H242V138L243 139H246V136H243ZM264 131H262V130H260L259 129V131H258V135H257V137H255L254 138V143H252L253 144V146L255 145V146H257V148H258V150H261L262 148H264ZM3 135V136H2ZM77 134H73V137L74 136H76ZM198 135V134H197ZM204 134H202V136H205ZM88 136V135H87ZM37 137H39V134H38V136ZM199 137H201V133H199ZM199 137H196L197 139L199 138ZM75 138H77V137H75ZM78 138H81V137H78ZM130 140H132V143H131V145L129 146L130 147V150H131V148H133L132 146H134V149H138L139 148V146H140V143L141 144H145V143H147V142H151L152 143V141H146V142H143V141H141V140H135V139H132V138H129ZM217 139V138H216ZM56 140H58V139H55V140H53V141H56ZM105 139H103V141H104ZM111 140V139H110ZM134 141H138V142H140L139 144H134ZM206 141V140H205ZM205 141H202L200 144H199V146L198 147H192V148H190V150H192V151H194L195 150V148H198V149H200V153H199V155L197 156L198 158H196V157H194L193 155H190L189 153H188V157L186 156V153H184V154H177V153H175V157L177 158V160H173V158H170V157H167L166 158V156L164 157L163 155H161L162 156V158H157L158 160H160L161 162H160V164H158V163H155L154 164V161L155 160H157L156 158H151L150 160H148V162H146V165H140V162L137 164V160L135 159V158H133V161L135 162V164L138 166L137 167V169L140 171V176L141 177H143V178H140V176H139V178H138V181H140V183H142V185L140 184V186H142L143 188H145V187H147V188H145L144 190H143V192H141L140 193V195L138 194V196H137V193H135L136 194V198L134 197L133 198V201H129L128 200V198H126V196L128 195V193H129V191H126V193L125 194H123V196L122 195H120L121 196V198L120 197H118L117 199H116V197H115V199L113 198V196H111L114 200H112V202L110 201V199H111V197L109 198L108 196L106 197L105 195H103V194H89V193H85V192H83V191H81L79 188L77 189V187H72L71 185H70V183H67V181H60V182H62V184H59V183H57L58 185H55V184H50V183H48L47 181H46V179L45 178H43V176H41L42 174L34 167V166H32L31 164H29L28 163V158L24 161V164H25V166H26V168H25V170L23 171V169H22V171L20 172V173H7V172H1L0 171V264H4V261H5V256L4 255H6L5 253V251H7V250H9V248L11 249V250H13L14 252V254L15 255H25L24 254V251H27L28 252V250H30V246L31 247H35L36 246V248L38 249V248H41V247H43V248H47L48 246L50 247V246H52L53 247V251H54V254H56L57 256L58 255H61L60 254V250L61 249H63L64 247L66 248V249H69V250H72L74 253H76V256H77V258L79 259V261L81 262H83V261H85V260H83L84 258H86V262H87V264H130V262H132V261H135L137 264H140V262L142 261V260H144V259H146L147 257H148V255L149 254H147L148 253V251H149V249H153V247L154 248H156V251L160 248V246L163 244L162 243V241H164V237H165V235L167 236L168 235V233H169V235H171L172 237H174V238H170L169 240L170 241H173V242H171V243H174V245L172 244V247H173V249L172 250H169V249H166L167 250V253H166V255H167V261H168V259H169V256H172V260H173V262L172 263H169V264H174L175 262H177V261H180L178 264H190L191 262H192V260L193 259H197L198 260V262L197 263H192V264H219V263H221V264H264V239L262 238V236H261V233H263L264 232V214H262L263 212H264V183H260L259 181H261L262 179H254V177L252 176V175H250L249 176V179L247 180V181H243V183H239V184H237V186H239V187H241V188H239V187H234L233 189H235V190H237V191H235V190H232L231 189V191H228L227 193H222V197L220 198V200L222 201V202H220V204H221V206H216V207H218V208H210V207H208L210 204H209V201H210V198H205L206 196H205V194H207V185H209V184H211L212 182L211 181H213V180H211L212 178H209L208 180H203V181H201V182H199V184H197L196 186H195V191L194 192H192L191 193V195L190 196H192L191 198L193 199V201H192V199H187V207H188V205L190 204V203H194V205L192 204V205H189V207L188 208H190V209H187V211H189L190 212V214H189V212H187L186 210H183V211H185V212H183V214L184 215H182V218L183 217H185L186 219H179L180 220V223H182L183 221H186V220H189V219H191V217H192V219L191 220H189V221H187L188 223V226H190V229H192V228H196V230H202V229H204V232L202 233V234H198V235H196V236H199L197 239L198 240H200V241H202L204 244H206V245H208L209 247H206L205 245H203V244H194V240L196 239V238H191V239H193V240H191V239H185L183 236H185V235H187V233L186 232H183V230H179V226H177V225H174L173 227H174V229H172V227H171V229H170V231L172 230H174L173 232H175V233H173V232H170L169 231V229H168V227H169V225H170V223H169V221H171V219H172V217L173 216H170V217H168L169 215V210H166L163 214H161L160 215V217H158L159 219L157 220V221H159L157 224H155L154 225V228H153V230H152V235L150 234V236L148 237V238H146L145 237V240H146V242L148 243L147 244V246L145 247H143V245H141L140 244V242L138 241V239H132L133 237H135V236H137V235H139L140 234V232H143V231H145V228H146V226H147V224H148V226H149V231H150V229H151V226H150V224H151V222L149 221V219L152 217V214L150 213L149 215H146V214H144L145 212V209L143 208L145 205L146 206H148L149 208H148V210L150 209V210H153V209H161V207L159 206H154L152 203V201H158L157 203H159V200H160V203L159 204H161V202H163L164 200H166V201H168L169 199L172 201L171 203L172 204H174L176 201H174V199H176V198H174V191H175V188L174 187H176V181H177V179L176 178H180V175H181V178L185 175V176H187L189 173L191 174H193V173H195L196 171L198 172V170L197 169H199V172H204V171H207V170H215L216 169V165H217V152H216V146L214 145L215 143H218L217 142V140L215 141V139H214V141H212L211 143H210V146H208V145H206V143H205ZM153 142H158V141H153ZM60 143H62L60 140H58V145H61ZM129 143V144H130ZM204 143V144H203ZM54 144L55 143H49V144H44V145H38V146H35V147H33V149H36V150H38V151H40L41 153H43V154H45V153H47V151L48 150H51V149H54L53 148V146H54ZM63 144V143H62ZM102 145V144H101ZM120 145H122V148L123 149H125V151L127 150V144L126 143H120ZM137 145H138V148H137ZM222 145V144H221ZM3 146H5V145H2V144H0V149H3V148H1V147H3ZM57 146V145H56ZM142 146V147H141ZM140 146V148H142V149H145L146 147L145 146H143V145H141ZM207 147H209V148H207ZM203 148H204V150H206V148H207V150L205 151V152H203L204 150H203ZM44 149V150H43ZM130 150L128 149L126 152H125V154L123 153V154H121L122 156H123V160H122V162L126 159V157H127V159H129V158H131V155H133V153H129L128 154V152H130ZM213 150V151H212ZM50 153V152H49ZM151 152H149L148 154H150ZM215 153V154H214ZM240 153H241V155H243V156H247V155H250L248 152H246V151H240ZM128 154V155H127ZM131 154V155H130ZM260 155H262V153H259ZM203 155V156H202ZM230 155H233V153H231ZM229 155V156H230ZM184 158H183V157ZM4 158H5V155L3 156ZM3 157H1L0 159H3ZM135 157V156H134ZM194 157V158H193ZM147 158V157H146ZM181 158H183V160H181ZM193 158V159H192ZM187 161H189V162H187ZM199 159V160H198ZM202 159V160H201ZM163 160H165V161H163ZM170 160V161H169ZM173 160V161H172ZM257 160H260L259 159V157L257 158ZM150 161V162H149ZM153 161V162H152ZM169 161V162H168ZM174 161H176V162H174ZM180 161V162H179ZM185 161V162H184ZM201 161H202V163H201ZM204 161V162H203ZM121 162V163H122ZM130 162V161H129ZM178 162L180 163V164H178ZM150 163H152V164H150ZM173 163V164H172ZM176 163V164H175ZM183 163V164H182ZM187 164V165H185V164ZM260 163V164H259ZM259 163H251V164H247V162H246V160L245 161H243V163H241L242 164V166H241V169H239L238 171H236V173H234L235 175V182H236V179H237V177H242V175L243 176H245V174H247V169L246 168H249V167H252V168H254L255 167V165L257 164V166L258 167H262V175L264 174V163H262V162H259ZM142 164V163H141ZM150 164V165H149ZM166 164H167V166H166ZM211 164V165H210ZM130 165L131 166H133V164L130 162ZM139 165H140V167H139ZM149 165V166H148ZM159 165H162V167L161 166H159ZM173 165V166H172ZM182 165V166H181ZM183 165H185V166H183ZM193 165V166H192ZM197 167H196V166ZM202 165V166H201ZM203 165H204V167H203ZM213 165H214V167H215V169H214V167H213ZM244 165V166H243ZM246 165V166H245ZM249 165V166H248ZM252 165V166H251ZM254 165V166H253ZM143 168H142V167ZM147 166V167H146ZM152 166V167H151ZM186 166H188V167H186ZM195 166V167H194ZM210 166H211V168H210ZM203 167V168H202ZM206 167V168H205ZM208 167V168H207ZM243 167H245L244 169H242ZM142 168V169H141ZM147 168V169H146ZM151 168V169H150ZM167 169V171L168 172H166V169ZM170 168V169H169ZM189 168H192V169H189ZM126 169H129V170H131L129 167H128V165H127V163H126V167H125V169L123 170V171H121V172H117V177H119L120 178V176H124L123 174H126V173H124L125 172V170ZM143 169H145V170H143ZM149 169V171H147ZM154 169V170H153ZM162 169V170H161ZM178 169L180 170L181 169V172L180 171H178ZM184 169V170H183ZM202 169H203V171H202ZM145 172V175H144V172ZM151 170H153L152 172H151ZM157 170V171H156ZM159 170V171H158ZM170 170H173V172L172 171H170ZM193 170H194V172H193ZM156 171V172H155ZM176 171H178L177 173H176ZM183 171V172H182ZM187 171H188V173H187ZM189 171H191V172H189ZM148 172V173H147ZM150 172V173H149ZM170 172V173H169ZM153 173H155L154 175H153ZM161 173H163V174H161ZM179 173H181V174H179ZM183 173V174H182ZM186 173V174H185ZM141 174H143V175H141ZM171 174H173L172 175V177H170V175ZM177 174V175H176ZM120 175V176H119ZM154 177H153V176ZM168 175H169V177H168ZM224 175H226V174H223V175H220L219 177H217V178H219V179H222V178H225V177H228L229 175L227 174L225 177H224ZM38 176V177H37ZM162 176V177H161ZM147 177V178H146ZM151 178L152 180H150L149 178ZM156 177V178H155ZM161 177V178H160ZM173 177H176V178H173ZM37 178H39V179H37ZM163 178V179H162ZM164 178H165V181H164ZM168 178H170V179H168ZM173 180H172V179ZM36 179V180H35ZM156 179V180H155ZM251 179V180H250ZM33 180V181H32ZM40 180V181H39ZM41 180H43V181H41ZM215 180H218V179H215ZM30 181V182H29ZM37 181H39V183L37 182ZM149 181H150V183H149ZM154 182V185H155V183H156V185L157 186H151L152 184H153V182ZM160 181V182H159ZM248 181L250 182V183H248ZM253 181V182H252ZM37 182V183H36ZM41 182V183H40ZM66 182V183H65ZM145 182H146V185H145ZM147 182L149 183V184H147ZM159 182V183H158ZM168 182L170 183V184H168ZM257 182H259V183H257ZM152 183V184H151ZM167 183V184H166ZM175 185H174V184ZM209 183V184H208ZM151 184V185H150ZM172 184V185H171ZM201 184V185H200ZM241 184H243V185H241ZM247 184V185H246ZM52 185H54V186H52ZM174 185V186H173ZM200 185V186H199ZM254 185V186H253ZM159 186V187H158ZM198 186V187H197ZM204 186V187H203ZM153 187V188H152ZM171 189H170V188ZM201 187V188H200ZM246 188V189H244V188ZM249 187V188H248ZM149 188V189H148ZM168 188L169 189V191L168 190H166V189ZM173 188V189H172ZM198 188V189H197ZM239 188V189H238ZM252 188H253V191H252ZM263 188V189H262ZM154 189H157V191L156 190H154ZM187 189H189V188H186V190ZM202 189V191H199V190H201ZM204 189V190H203ZM244 189V190H243ZM251 189V190H250ZM69 190V191H68ZM127 190V189H126ZM150 190V191H149ZM162 192H161V191ZM247 190H250V191H252L253 193H255L256 191V195L257 196H254L255 194H253L252 192H250V191H247ZM147 191V192H146ZM190 191V190H189ZM207 191V192H206ZM151 192H153V193H151ZM166 192V193H165ZM186 192V191H185ZM200 192H203L202 194L200 193ZM234 192V193H233ZM246 192V193H245ZM249 192V193H248ZM147 193V194H146ZM172 193V194H171ZM186 193H188V190H187V192ZM185 193V194H186ZM236 193V194H235ZM238 193H240V194H238ZM158 194V195H157ZM182 194L183 195H185L184 194V192L183 193H181V196H182ZM204 194V196H202ZM231 194H233V195H231ZM244 194V195H243ZM250 194V195H249ZM85 195V196H84ZM93 197H92V196ZM99 195V196H98ZM146 195H148V196H146ZM171 195V196H170ZM197 195H200V196H197ZM235 195V196H234ZM240 195V196H239ZM89 196V197H88ZM130 195H128V197H129ZM142 196V197H141ZM144 196V197H143ZM154 196V197H153ZM166 196V197H165ZM169 196V197H168ZM194 196V197H193ZM197 196V197H196ZM245 196V197H244ZM250 196H252V197H250ZM102 197H104V198H102ZM163 197V198H162ZM199 197V198H198ZM205 198V199H203V198ZM232 197V198H231ZM236 199H235V198ZM241 197H242V199H241ZM247 197V198H246ZM254 197V198H253ZM51 198L53 199L52 201H49V200H51ZM107 198V199H106ZM130 198V197H129ZM202 198V199H201ZM250 198V199H249ZM258 200H256V199ZM106 199V200H105ZM118 199H120L121 200V202H120V200H118ZM149 199H151V200H149ZM180 199V198H179ZM225 199V200H224ZM241 201H240V200ZM244 199V200H243ZM245 199H247L248 201H246ZM252 199H255L254 201L255 202H250L249 203V201H251ZM124 200V201H123ZM190 200V201H189ZM197 200V201H196ZM206 200V201H205ZM232 200V201H231ZM113 201H114V203H113ZM142 201H143V203H142ZM146 201H148L147 203H146ZM224 201H231V202H225L224 203ZM243 201V202H242ZM246 201V202H245ZM253 201V200H252ZM256 201L257 202H259V203H257V204H255L256 203ZM119 202V203H118ZM197 202H199V203H197ZM240 202V203H239ZM164 203V202H163ZM195 203H197V204H195ZM222 203H224V204H222ZM233 203V204H232ZM237 203H239V204H237ZM243 205H242V204ZM248 203V204H247ZM260 203H262V204H260ZM158 204V205H159ZM209 204V205H208ZM225 204L227 205V206H225ZM235 204H236V206H235ZM246 204V206L247 205H249L248 207H252V204H254V205H256V206H254V208L252 209V210H257V209H260L261 211H259V212H257V211H255V213L253 212V214L251 213L252 212V210L250 209V214L252 215L251 217H249L250 216V214H248L249 212H247V208H246V206H244ZM250 204H251V206H250ZM196 205V206H195ZM197 205H198V207H200L199 209H197L198 207H197ZM208 205V206H207ZM222 205H224V208H222L223 206ZM259 205V206H258ZM263 205V206H262ZM207 206V207H206ZM234 206H235V209H234ZM241 207V206H244V209L242 208H238V207ZM35 207V213L38 211V212H41V214H42V219H43V221H41V220H39L30 210L32 209V208H34ZM131 207H134V210H131ZM196 208V210L195 209H192V208ZM204 207V208H203ZM231 207V208H230ZM258 207V208H257ZM142 208L144 209V211L142 212ZM205 208H207V209H209L210 208V211L209 210H207V209H205ZM261 208H263V209H261ZM37 209V210H36ZM185 209H186V207H185ZM203 210V211H201V210ZM213 209V210H212ZM238 209H241L240 211L238 210ZM194 210V211H193ZM206 210V211H205ZM212 210V211H211ZM226 210V211H225ZM86 211H88V212H86ZM182 211V210H181ZM181 211H179L178 213L180 214H182V212ZM223 211V212H222ZM225 211V212H224ZM233 211H236V213L235 212H233ZM263 211V212H262ZM142 212V213H141ZM209 213L208 215L206 214V213ZM222 212V213H221ZM238 212V213H237ZM245 212V213H244ZM46 213V214H45ZM166 213V214H165ZM176 214L179 218H180V216H179V214ZM185 213H187V214H185ZM203 213V214H202ZM219 213H221V214H219ZM241 213H243L244 215L246 214V216H244L243 214H241ZM258 214V216L259 217H256L257 216V214ZM84 214H85V216H84ZM180 214V215H181ZM196 214V215H195ZM201 214L202 215H204V216H201ZM243 215L242 217L240 216H238V215ZM255 214V215H254ZM260 214V215H259ZM37 215V214H36ZM65 215V216H64ZM83 215V216H82ZM145 216V220H146V222L145 223H143V224H141V225H137V224H135V226L133 225V221L131 222V220L133 219V218H136V217H144ZM165 217H164V216ZM167 215V216H166ZM213 215H215V216H213ZM66 217V216H69L70 217V219H71V223L72 224H74V225H72L71 223H70V221H69V219L67 220V222H66V218H64V217ZM88 216V217H87ZM92 216V217H91ZM197 216V217H196ZM207 216H208V218H210V219H208L207 218ZM247 216L250 218V219H252V221L250 220V219H247ZM85 217V218H84ZM86 217H87V219H89L90 217V221H91V223H92V226H91V223H89V221L86 219ZM148 217H149V219H148ZM163 217H164V219H165V223L162 221L161 222V220L163 219ZM167 217L168 218H170L169 220H166L167 219ZM211 217H213V219H215L216 220V224H214V222H212L213 220L211 219ZM243 217H245V219H247V220H244L243 219ZM254 217V218H253ZM93 218L95 219V222H92V220H93ZM187 218H189V219H187ZM207 218V219H206ZM257 218V219H256ZM259 218H260V220L263 218V220H259ZM53 219H55V220H53ZM92 219V220H91ZM152 219H155L154 217L152 218ZM194 219V220H193ZM203 219H206V221H208V223L206 222V223H202L201 222V220H203ZM243 219V220H242ZM212 220V221H211ZM255 220H257L256 222L258 223H256L255 222ZM48 222V221H50V225H48V224H46V222ZM54 221V222H57V223H55V224H57V225H55L54 224V222L52 223V222ZM221 221V222H220ZM244 221H245V223H244ZM258 221H260V222H258ZM65 222V223H64ZM148 222V223H147ZM169 223V225L167 226V224ZM212 222V223H211ZM225 223V224H223V223ZM234 223V222H236L240 227L238 228L237 226V228L236 227H234L235 228V230H233V231H230L228 234H227V236L226 237H222L223 235H221V237L220 236H218V235H220L219 233H215V231L217 232L218 230L219 231H221V229H222V227H223V225H229V223ZM248 222V223H247ZM263 222V223H262ZM51 223L52 224H54L53 226L51 225ZM58 223H59V225H58ZM67 223V225H65ZM161 223V225H159ZM176 223V222H175ZM177 223H179V221L177 222ZM220 223H221V225H220ZM69 224L71 225V227L69 226ZM145 224V225H144ZM202 224V225H201ZM207 224H209V225H207ZM249 224H253V225H249ZM260 224H262V225H260ZM78 225V226H77ZM151 225H153V224H151ZM163 225V226H162ZM213 225V226H212ZM258 225V226H257ZM15 226H16V228H15ZM56 226H58L57 228H56ZM126 226H129V232H127L128 230H126ZM158 226V227H157ZM197 226V227H196ZM218 226V227H217ZM252 226H254L253 228H255L254 229V231H252V233H253V235L251 236V237H249V235H248V232H249V227L250 228H252ZM256 226H257V228H256ZM260 226V227H259ZM53 227H55L54 229H52L51 230V228H53ZM74 227V228H73ZM75 227H77V228H75ZM138 227V228H137ZM143 227V228H142ZM164 228V230H163V228ZM211 227V228H210ZM214 227H215V229H214ZM49 228H50V230H49ZM64 228H66V230L64 229ZM131 228H133V231H135V232H133L132 231V229ZM161 228V229H160ZM221 228V229H220ZM233 228V229H234ZM259 228V229H258ZM260 228H261V230L263 229V231H261L260 230ZM72 229V230H71ZM75 229H80V230H75ZM92 229H95L96 231L95 232H97V233H95L94 232V230H92ZM138 229V230H137ZM141 231H140V230ZM178 229V230H177ZM217 229V230H216ZM258 229V230H257ZM50 231V233H51V231L52 232H54L52 235L50 234V236H52L51 238H47L46 237V235L47 236H49V231ZM89 230H92V232L90 231V233H88V231ZM167 230L169 231V232H167ZM176 230V231H175ZM215 230V231H214ZM223 230V229H222ZM261 232H260V231ZM47 231H48V233H47ZM65 231V233H66V235L65 234H63V232ZM70 231H71V233H70ZM72 231H73V233H72ZM74 231L76 232V233H74ZM162 231H163V233H162ZM166 231V232H165ZM177 231L178 232H180V233H178L179 234V236H182V237H180V238H178L179 236H178V234H177ZM207 231V232H206ZM212 231H213V233H212ZM218 231V232H219ZM60 232H62V233H60ZM126 232V233H125ZM165 232V233H164ZM206 232V233H205ZM258 232H259V234H258ZM36 233V234H35ZM39 233V234H38ZM45 234L44 236L42 235V234ZM47 233V234H46ZM93 233H94V235H93ZM134 233V234H133ZM167 233V234H166ZM172 233V234H171ZM183 233H184V235H183ZM188 233H190V232H188ZM38 234V235H37ZM40 234H41V236H40ZM60 234V235H59ZM143 234V233H142ZM210 234V235H209ZM20 235H22V236H20ZM25 236V238H24V236ZM31 235V236H30ZM32 235H34V237L32 236ZM64 235V236H63ZM72 235V236H71ZM202 235H204V238L202 237ZM260 235V236H259ZM22 237V238H24V239H21V238H19V237ZM49 236V237H50ZM58 236V237H57ZM60 236V237H59ZM68 237V239H66L65 240V237ZM72 238H71V237ZM177 236V237H176ZM194 236V235H193ZM192 236V237H193ZM218 236V237H217ZM29 237V238H28ZM64 237V238H63ZM158 237V238H157ZM160 237H161V239H160ZM176 237V238H175ZM206 237V238H205ZM263 237H264V235H263ZM58 238V239H57ZM81 238V239H80ZM250 238V240L251 239H253V241H251V245L253 244V243H255V240H256V242L257 241H260V242H257V243H259L258 244V246L254 249V251L257 253H255L254 251H252L253 252V254L251 253V256L253 257V259H250L249 257L247 258V256H246V252H245V240L246 239H249ZM27 239H29L28 241H31V243L30 242H28V241H26ZM63 239H64V241H63ZM73 239H75L74 240V242L72 241ZM76 239H77V241H76ZM80 239V240H79ZM262 239V240H261ZM63 241V242H61V243H59V241ZM69 240V241H68ZM162 240V241H161ZM12 241V242H11ZM21 241H26L25 243L27 244V247L25 248V247H23V248H25V249H27V250H24L23 248H22V246H21V248L19 247L20 246V244H21ZM34 241H35V243H34ZM58 241V242H57ZM68 241V242H67ZM78 241H81V242H79L80 244H83L82 246L78 243ZM155 241V242H154ZM213 241H222L223 243H224V245H225V247L227 248L226 249V251H225V249H223V250H219V249H215V248H213L214 250H212V247H211V244L210 243H212ZM262 241H263V243H262ZM16 244L15 246H14V244H13V246H11L12 244ZM17 242V243H16ZM19 242H20V244H19ZM59 243L58 245H60V246H58L57 248H55V243ZM71 243V245H70V243ZM83 242V243H82ZM161 242V243H160ZM29 243V244H28ZM37 243H38V245H37ZM73 243H75V244H77L78 243V248H76L77 247V245H75V244H73ZM153 243H154V245H153ZM184 243V244H183ZM185 243H187V244H185ZM190 243V244H189ZM18 244H19V246H18ZM33 244H34V246H33ZM68 244H69V246H68ZM159 244V245H158ZM192 244V245H191ZM261 244V245H260ZM10 247H9V246ZM149 245V246H148ZM158 245V246H157ZM263 245V246H262ZM16 246H18V247H16ZM63 246V247H62ZM80 246V247H79ZM152 246V247H151ZM158 248H157V247ZM70 247H73V249L71 248L70 249ZM148 247V248H147ZM150 247V248H149ZM17 248V249H16ZM20 248V249H19ZM36 248H34L35 250H36ZM61 248V249H60ZM64 248V249H65ZM80 248V249H79ZM125 248V249H124ZM146 248V249H145ZM259 248V249H258ZM262 248V249H261ZM6 249V250H5ZM19 249V250H18ZM76 249V250H75ZM5 252H3V251ZM16 250V251H15ZM24 250V251H23ZM34 250V251H35ZM81 250V251H80ZM97 250V251H96ZM128 250H130V251H132V252H135V254L134 253H132L131 255H127L126 254V252H129ZM202 250H206L207 252H202ZM215 250H218V251H215ZM228 250V251H227ZM234 250V251H233ZM257 250V251H256ZM261 250H262V252H261ZM21 251H22V253H21ZM100 251V252H99ZM215 251V252H214ZM220 251V252H219ZM224 251V253H222ZM259 251V252H258ZM16 252V253H15ZM160 252V251H159ZM159 252H154V255L152 254V257L154 258V261H155V256L157 257L158 256V253ZM186 252L188 253V255H186ZM226 252H229V253H226ZM205 255V254H209L208 256H211L212 258V260L210 261V258H205L204 256H203V254ZM213 253H216V255L215 254H213ZM222 253V254H221ZM194 254V255H193ZM229 255V254H231V256H224V255ZM234 256H233V255ZM165 255V256H166ZM190 255H192V256H190ZM218 255H220V257L218 256ZM236 255H238V257H236ZM240 255V256H239ZM26 256V255H25ZM57 256H56V259H57ZM165 256L164 257H162L161 258V256L159 257V258H161V260H163L164 258H165ZM216 256H218L217 258H216ZM33 258L35 257V255L33 254V256H32ZM146 257V258H145ZM215 257V258H214ZM234 257V258H233ZM251 257V258H252ZM83 258V259H82ZM152 258V259H153ZM224 258H226L227 259V261H226V259H224ZM232 258H233V260L234 261H232ZM152 259H150V263H152L153 262V260ZM224 261H223V260ZM218 260V261H217ZM145 261V260H144ZM166 261V262H167ZM214 261V262H213ZM166 262L164 263V264H166ZM226 262H228V263H226ZM231 262V263H230ZM51 264V263H50ZM161 264V263H160Z\"/></svg>",
  "mask_w": 264,
  "mask_h": 264
},
{
  "label": "bare ground",
  "instance_id": "6f19581e",
  "mask_svg": "<svg viewBox=\"0 0 264 264\" xmlns=\"http://www.w3.org/2000/svg\"><path fill=\"white\" fill-rule=\"evenodd\" d=\"M53 1V0H52ZM166 1V0H165ZM178 1V0H177ZM190 1V0H189ZM205 1V0H204ZM208 2H210V0H207ZM207 1H205V2H203V1H201V0H196L195 1V4H194V6L193 5H190V4H188V6L190 5V7H192L191 9L190 8H188L187 7V5H186V7H185V11H184V13H186V15L188 14V15H190V16H192V18L193 19H195L194 18V16H197V12H198V8L199 7H201V6H204L206 3H207ZM218 1H220V0H218ZM90 2H91V0H85L81 5H80V12H81V14H83V15H85L86 16V18H89V10L90 11H92V12H97L96 14L98 15V17H95V16H91L89 19H88V21L90 22H88L89 23V25L91 24V26H89V28H90V34H89V36H88V40H89V42H85V43H87V45L84 43V42H81L80 41V39H81V36H79L78 35V33H77V31H76V29L75 28H73L72 27V24L65 18V17H63V13H62V11H59L57 14L58 15H51V14H46V13H40V15H39V18H40V20H41V22L40 23H38V24H28V25H20V26H15V25H13L12 23H11V18H10V14H9V6H8V3H7V5L6 6H4V7H2V8H0V65L2 66V64H3V62H6V66L5 67H7V70H8V73H9V70H10V65H12V62H14L13 61V59H18L20 62H21V65H19V67L18 68H20V70L21 69H26V68H24L23 66H25V67H27V69L29 68V69H32V72H33V74L32 75H30L28 78H26L25 79V82H26V85H27V82L29 83V85L32 83H35V85H37V87L36 86H34V87H36V91H35V89H34V91L36 92V98L35 99H33L34 98V96H32V95H35V92H32V90L30 91V93L28 92V94H31V96H32V99L34 100V102L36 103V106H38L39 105V103H38V99H37V97H38V92H41V94H44L45 96H46V93L48 92L49 93V91L51 92V90H53V89H63L64 87H65V85H66V80L64 79V78H60L58 75H56V74H58L57 72H61V74H65V78H67V84L68 83H70L69 84V88H68V86L66 85V88H68L70 91L68 92L69 93V95L70 96H72L71 98H69V99H73L74 98V101H76V103H78V106H77V108H81V104H83L82 105V108L84 109V110H86L87 109V107L88 106H90L91 105V100L92 99H94V104H93V107H92V109L91 110H89V112H87V114L85 115V117H84V119L80 122V124L78 125L79 126V130H78V133H77V131H73V129H71L70 128V130L69 131H67V130H65L64 129V127H65V122L64 121H62V122H60V123H58L57 124V126L60 128V130H63V131H59L58 129H55V128H52V127H50L49 126V129L47 128V129H45V131L46 132H44L45 134H44V136L42 135L43 134V131L42 132H37L38 134H39V137H37L38 136V134H37V136H32V135H25V134H21V135H14V136H11V137H5V136H9V135H5V136H3V137H0V144H2V145H5V146H3V147H1V148H3V149H0V158L1 157H3L4 155H5V158L3 157V159H0V171L1 172H7V173H20L21 171H22V169H23V171L25 170V168H26V166H25V164H24V161L28 158V163L29 164H31L30 163V160L33 158V157H35L36 155H38L39 157H41V158H45V159H56V157H58V156H61V153H60V151L62 152V151H69V150H71V149H74V148H76V146H78V145H81L82 147H85V148H90V149H97V148H99V147H108V148H110L107 152H106V154L107 155H110V156H112V157H121V159H120V161L117 163V165L115 166V169H114V172H115V174L117 175V172H121V171H123L124 169H125V167H126V163H127V165H128V167L131 169V170H129V169H126L125 170V172L124 173H126V174H123L124 176H120V179H121V188H120V190L118 191V192H106V193H99V192H86V191H84L82 188H80V187H78V186H75V185H72V184H70L72 187H77V189L79 188L81 191H83V192H85V193H89V194H103V195H105L106 197L108 196L109 198L111 197V196H113V198L115 199V197H116V199L118 198V197H120L121 198V196L120 195H122L123 196V194H125L126 193V191H129V193H128V195H130L129 197H128V195L126 196V198H128V200L129 201H133V198L135 197L136 198V194L135 193H137V196H138V194L140 195V193L141 192H143V190L145 189V188H147V187H145V188H143L142 186H140V184L142 185V183H140V181H138V178H139V176H140V171L137 169V165L135 164V162L133 161V158H135L136 160H137V164L140 162V165H146V162H148V160H150L152 157L153 158H162V156L161 155H163L164 157L166 156V158L167 157H170V158H173V160H177V158L175 157V153H177V154H184V153H186V156L188 155V153L190 154V155H193L194 157H196V158H198L197 156L199 155V153H200V149H198V148H195V150L194 151H192V150H190V148H192V147H198L199 146V144L202 142V141H205V143H206V145H208V146H210V143L212 142V141H214V139H215V141L217 140V142L218 143H215L214 145L216 146V152H217V165L215 166L216 167V169H215V167H214V165H213V167H214V169L215 170H207V171H204V172H199V169H197L198 170V172L196 171L195 173H189L187 176H183L182 178H181V175H180V178H176V177H173V178H176L177 179V181H176V187H174L175 188V191H174V198H176V199H174V201H176L174 204H172L171 202V200L169 199L168 201H166V200H164L163 202H161V204H159L160 203V200H159V203H157L158 201H152L153 203V205L154 206H162L161 207V209H153V210H148V206H144L143 208L145 209V211H144V209L142 208V212L144 211L145 213L144 214H146V215H149L150 213L152 214V217L149 219V217H148V219H149V221L151 222V224H153V225H151L150 224V226H151V229H150V231H149V226H148V224H147V226H146V228H145V231H143V232H140V234L139 235H137V236H135V237H133L132 239H138V241L140 242V244L141 245H143V247L145 246H147V242H146V240H145V237L146 238H148L149 236H150V234L152 235V230H153V228H154V225L155 224H157L159 221H157L159 218L158 217H160V215L161 214H163L166 210H169V216L168 217H170V216H173L172 217V219H171V221H169V223H170V225H169V223L167 224V226L169 225V227H168V229H169V231H170V229H171V227H172V229H174V225H177V226H179L178 228H179V230L181 231V230H183V232H186L187 233V235H185V236H183L185 239H191V238H196L195 240H194V244H203V245H205L206 247H209L208 245H206V244H204L202 241H200V240H198L199 238V236H196V235H198L199 233L200 234H202L203 232H204V229H200L199 231L198 230H196V228H192V229H190V226H188V222L187 221H189V220H191L192 219V217H191V219H189V218H187V219H189V220H186V221H183L182 223H180V220L179 219H186L185 217H183L182 218V215H184L183 214V212H185V211H183V210H186L187 211V209H190V208H188L189 207V205H194V203L192 202V203H190L189 205H188V207L186 206L187 205V199H192L191 197L192 196H190L191 195V193L192 192H194L195 191V186L197 185V184H199V182H201V181H203V180H208L209 178H212L211 180H213V181H211L210 179V181L212 182L211 184H209V185H207L208 187H207V194H205V198H210V201H209V206L208 207H210V208H215L216 206H221V204H220V202H222L221 200H220V198L222 197V193H227L228 191H231V189L232 190H235V189H233L234 187H236L237 186V184H239V183H243V181H247L248 179H249V176L250 175H252L253 177H254V179H262L261 181H259L260 183H264V174L262 175V167H258L257 166V164L255 165V167L254 168H252V167H249V168H246L248 171H247V174H245V176H243L242 175V177H237V179H236V182H235V174L234 173H236V171H238L239 169H241V166H242V164L241 163H243V161H245L246 160V162H247V164H251V163H259V162H262V163H264V148H262L261 150H258V148H257V146H253V144L252 143H254V138L255 137H257V135H258V131H259V129L260 130H262V131H264V125L263 126H261L260 125V121L259 120H261V117H262V111L260 112L259 111V109L255 112V113H249V111H247L246 113H244V115H246V117H244V118H242V117H239L238 115H234L233 116V118H231L232 120L231 121H234L235 122V120L237 119V122H238V127L236 128V132L237 133H234L233 132V135H231L233 138H231L229 135H230V133L229 134H227V136H222V135H220L219 134V127L221 126V124L220 123H218L217 121H214L213 122V120L215 119V116H213V115H211L212 117H211V119H212V122H213V124L215 125V126H217L218 125V127L215 129H213V130H210V128L209 129H206V128H208V126H203V125H201L200 127L199 126H196V127H198V128H194V127H192L191 125H192V122H193V120L192 121H189V122H186V123H183L182 121H180V122H182V123H178L177 124V121L176 122H173V124H175L176 125V127H174L172 124H171V121H172V117H171V115H172V113L173 112H171V113H169L168 112V110L169 111H174V112H177V114H182L183 112H184V114H191L194 110H196V107L197 106H194L195 105V103L194 104H192L195 108H193L192 107V105L191 106H189V104L188 105H184L185 107H187L188 109V111H186V109H183L184 108V106H183V108H182V106H181V102H182V97L184 96L183 94H181L182 93V90L184 89V88H186V85H188L187 83H189V82H191V83H194L195 82V80H194V78L196 77V76H199L200 74L204 77V78H206L207 80H205L204 81V79H203V81H204V83H205V86H206V84H211L212 83V80L210 79V74L211 75H213V71L212 70H214L216 73H215V77L214 76H212V77H214V79H213V81L214 82H217V85L218 86H216L218 89H216L215 87H213L212 88V86L210 87L211 88V90L207 87V93H209L210 95L212 94L211 92H215L216 90H220L221 89V85L220 84H222V86L223 87H225L226 85H228L229 83L231 84V83H233L234 85H236L237 87H241L242 85H241V80H242V78H243V80L244 81H246V83L245 84H249V82H251L252 80V82H253V84H254V82L257 84V86H258V83L257 82H259V80H261L260 78V73L259 74H256L255 76H253L252 74H253V68L255 69V72L257 73V72H259V71H261L262 69H264L263 67H264V34L262 35V33L259 31L260 29L262 30V28L261 27H259V26H255V27H253V32L252 31H250V33H246L245 31L243 32V33H241L240 31H237V33H238V37L236 38V37H232L233 38V41H232V44H233V46H232V48H233V51H231V50H228V49H226L227 48V44H228V40L229 39H227V34L225 33L224 34V36L222 35V38H219L218 39V42H217V48H216V46H215V48L213 49V52L214 53H212V50H211V55H212V57H220V55H221V58L220 59H215V58H213L215 61H213V63H212V61L210 62V63H208L207 61H200L201 62V64L199 63V62H197V63H199L200 65H199V68L198 69H196L197 67H195V69L193 68V67H191V64H190V62H189V60L188 61H186V62H188L189 64L187 65V64H185L183 61L184 60H182V59H180L181 58V56L179 57V55H177L174 51V56H173V54H172V56L171 57H169V56H167V54H169L168 53V51H167V54L164 52V50H162V44H160V48H158V49H156V47H159L158 45H156V47H155V45L153 44V43H151V42H149L150 40H152V38L154 37H152L151 38V36L152 35H154L155 33H154V31L153 30H149V35H148V31H147V29L149 28L148 26V28L147 29H145L146 27V25L147 24H145V22H139L137 19H136V15L135 14H137V13H144V11L142 12V11H138L137 9H135V8H133L132 6V4L131 5H126L124 2H123V0H104V1H101V2H98V3H96V4H91L90 5ZM128 2V1H127ZM161 2V1H160ZM184 2V1H183ZM192 2H194V0L192 1ZM217 2V0H211V3L209 4V6H206L205 8H207V9H205L204 11H205V13L204 14H202L201 12H200V10H199V13H201L200 15L201 16H198L199 18L200 17H202V15H205L204 17H205V22H203L204 24L206 23L207 25H209L210 26V24H212V20H213V16H212V8L214 7V3H216ZM63 3V2H62ZM131 3V2H130ZM170 3H171V1H170ZM181 3V2H180ZM221 3V2H220ZM11 4V3H10ZM31 4V6H38V4H33V3H30ZM76 4V3H75ZM149 4V3H148ZM172 4V3H171ZM170 4V5H171ZM217 4V3H216ZM153 5H155V4H153ZM173 5V4H172ZM76 6V5H75ZM149 6V5H148ZM182 6H183V4L181 3V4H179V8H182ZM185 6V5H184ZM241 6V5H240ZM128 7H129V9H128ZM155 7V6H154ZM195 7V8H194ZM194 8V9H193ZM216 8V7H215ZM157 9H158V6H157ZM160 9V8H159ZM183 9V8H182ZM193 9V10H192ZM219 9V8H218ZM195 10V11H194ZM174 11H175V13L178 11V8L177 7H174ZM193 12H195V13H197L196 15L195 14H192ZM221 12V11H220ZM184 13L182 12V13H179V14H177V16H179L180 17V20H181V18H185L186 19V16L184 15ZM214 13H216L217 15H218V13H217V11L215 12L214 11ZM100 14V15H99ZM144 15V14H143ZM220 15H221V13H220ZM233 15H237L236 13H234ZM170 16V15H169ZM176 16V15H175ZM219 16V15H218ZM214 17H216V16H214ZM238 17L239 16H237V20H238ZM173 18V17H172ZM217 18V17H216ZM235 18V17H234ZM246 19H248V14L246 15V17H245ZM135 19V21L134 22H132V20H134ZM193 19H191V20H193ZM219 19H220V16H219ZM85 20V19H84ZM83 20V21H84ZM174 20V19H173ZM201 20V19H200ZM214 20H215V18H214ZM221 20V19H220ZM220 20H218V21H220ZM183 21V20H182ZM195 21V20H194ZM197 21V20H196ZM242 21V20H241ZM130 22H132V23H130ZM201 22V21H200ZM217 22V21H216ZM220 22H222V21H220ZM240 22V21H239ZM87 23V22H86ZM132 24V26H133V28H131V30H130V28L128 29L129 31H128V35L125 33L127 30H126V28H127V24ZM135 23H136V26H135ZM138 23V24H137ZM194 23V22H193ZM197 23V22H196ZM196 23L194 24V25H196ZM198 23H199V20H198ZM202 23V22H201ZM201 23H199L200 24V27H201ZM215 23V22H214ZM223 23V22H222ZM169 24V23H168ZM181 24H184V22L183 23H181ZM216 24V23H215ZM88 25V24H87ZM167 25V24H166ZM174 25H177V24H174ZM193 25V26H194ZM219 25V24H218ZM185 26V25H184ZM211 26H213V25H211ZM215 26V25H214ZM214 26H213V28H214ZM145 27V28H144ZM188 27V26H187ZM195 27V26H194ZM197 27H198V29H199V25H197ZM219 27V26H218ZM151 28H153V27H151ZM166 28V27H165ZM182 28V27H181ZM190 28V27H189ZM196 28V27H195ZM195 28H193V29H195ZM202 28V27H201ZM203 28H204V26H203ZM202 28V29H203ZM209 28V32H211L212 30H213V28L212 27H208ZM207 28V29H208ZM211 28H212V30H211ZM217 27H215L214 29H216ZM134 29V34H133V32H132V30ZM139 29H142V31L144 32H142V31H139ZM150 29V28H149ZM186 29H188V28H182V29H179V27H176V28H172V26H171V28H167V31H168V33L173 37V35H175V33L178 35V34H180V31H183V30H185L187 33L189 32L188 30H186ZM191 29V28H190ZM192 29V30H193ZM217 29H219V28H217ZM216 29V30H217ZM200 30V29H199ZM198 30V31H199ZM204 30H206V26H205V29ZM221 30V29H220ZM252 30V29H251ZM161 31H163V30H161ZM194 31V30H193ZM195 31H197V29H195ZM206 31H208V30H206ZM219 31V30H218ZM185 32V33H186ZM192 32V31H191ZM213 32V35L214 36H210L209 38H211V40H216V35H215V33L214 32H216L215 30H213L212 31ZM222 32V31H221ZM220 32V33H221ZM165 33V32H164ZM192 33H194V32H192ZM201 33V32H200ZM228 33H230V31H228ZM241 33V34H240ZM14 34H17L18 36H19V38L18 39H15L14 38ZM162 34V33H161ZM203 34V33H202ZM221 34H223V33H221ZM240 34V35H239ZM40 36L41 38H43L44 40H45V42H46V45L47 46H45V47H43V48H45V50H44V53L42 52L41 53V51L40 50H42V49H38V45H37V43H35L38 39H39V37L38 36ZM133 35V37L135 36V38H138V40H141L142 41V43H147V45H148V48H150V53H152L153 55L155 54V53H157V54H159V55H161V57H162V59L161 60H164V61H166L167 62V64H169L170 63V65L171 66H173V68L175 69V67H176V70H175V72L172 70L173 68L171 67V72H170V74H169V78H171L170 77V75H173L172 77H174L175 78V80H163L164 82H166V83H168L169 84V88L170 89H167L168 88V84H166V83H163L162 82V84L161 83H157V84H161L160 86V88H164L163 86H167V88H164L163 89V91H162V93L161 94H159V92H158V94L159 95H154V98L152 99V97H151V102L152 103H150V104H152V106H153V108H154V111L152 110V111H147V113H148V116H149V118L150 117H152L151 119H146V120H144V121H140V122H138V123H135V124H133V125H129V126H126V127H124V128H120V129H117V128H115L116 126H114V124H115V122H116V120H118L117 118H115V119H113V118H109L111 121H114V123L113 122H111V124H108L106 127H107V129H108V131H106L103 127H102V124H103V121H100V120H98V117H97V113H99L100 111H102V113H105V111L103 112V107H102V99H101V102L99 101V95H97L96 94V90H98V91H100V88L101 87H96V89H95V87H94V85L92 84L91 85V83H90V80H89V78L88 77H86L85 78V74H84V78H85V80H83V84H82V82H81V77L80 78H74V77H71L69 74H66L67 72H64V70H66L67 68H70V65H68L67 63H63L60 59H59V52H61V53H65V56H64V59H65V57H66V53H67V51H68V47H67V40H69V48H70V52L71 53H73L75 56H76V58H75V60L76 61H79L78 59H80V60H82L83 58H87V57H84L85 55H87L86 54V50H85V48H87L88 50L87 51H89V54H93V52H94V54L96 55V56H101L103 59H104V57L106 56H112V55H116V53H117V48H116V44H117V42H118V44L117 45H119V43L120 42H122V39L123 38H129L130 36H132ZM157 35H159L158 33H157ZM162 35H164V34H162ZM193 35H195V34H193ZM199 35V34H198ZM205 35V34H204ZM210 35V34H209ZM212 35V34H211ZM260 35H262V36H260ZM188 36V35H187ZM196 36V35H195ZM202 36V35H201ZM201 36H200V38H201ZM219 36H221V35H219ZM161 37V36H160ZM164 37V36H163ZM165 37H166V35H165ZM167 37H169L168 35H167ZM179 37V36H178ZM190 37V36H189ZM196 37H198V36H196ZM203 37V36H202ZM206 37V36H205ZM204 37V38H205ZM40 38V39H41ZM185 38H187L186 36H185ZM199 38V37H198ZM198 38H196V39H198ZM203 38V39H204ZM218 38V37H217ZM190 39H193V38H189V40ZM133 40V39H132ZM138 40H135L134 42H136V41H138ZM155 40H157V39H155ZM165 40V39H164ZM169 40V39H168ZM178 40V39H177ZM185 40V39H184ZM194 40V39H193ZM41 42H42V40H40ZM126 41H130V43L132 44V42H131V40L130 39H126ZM163 41V40H162ZM171 41V40H170ZM188 41V40H187ZM196 40H194V41H192V44H191V42H190V44H191V47H193L192 45H193V43L195 42ZM199 41H200V39H199ZM198 40H197V42H199ZM123 42H124V40H123ZM133 42V43H134ZM157 42V41H156ZM159 42H161V41H159ZM176 41H174V42H171L172 43V45L174 46V47H176L177 46V43H175ZM202 42H204V41H201V43ZM205 42H207V41H205ZM126 43V42H125ZM125 43H123V44H125ZM129 43V42H128ZM129 43V44H130ZM137 43V42H136ZM141 43V42H140ZM166 43V42H165ZM169 43V42H168ZM209 43V42H208ZM208 43H206V44H208ZM210 43L214 46L216 43H215V41H210ZM30 44V45H29ZM40 44V43H39ZM188 44V43H187ZM196 44V42L194 43V45ZM200 44V43H199ZM199 44H198V46H199ZM220 44H223L222 46L223 47H221L220 46ZM41 45V44H40ZM84 45H85V48H84ZM126 45V44H125ZM125 45H122V47H124ZM138 45V44H137ZM167 45V44H166ZM165 45V46H166ZM185 45V44H184ZM211 45V46H212ZM38 46V47H37ZM42 46V45H41ZM120 46V45H119ZM132 46V45H131ZM130 46V47H131ZM146 46V45H145ZM201 46H203V45H201ZM210 46V47H211ZM212 46V47H213ZM122 47H121V49H122ZM129 47V48H130ZM139 47H141V46H139ZM138 47V48H139ZM195 47H197V46H195ZM195 47H193V48H195ZM208 47V46H207ZM125 48H126V46H125ZM134 48V47H133ZM136 48H137V46H136ZM163 48H165V47H163ZM201 48V47H200ZM205 48V47H204ZM204 48H201V49H204ZM209 48V47H208ZM219 48V49H218ZM39 50L40 52H38L39 54H36L37 56H40V57H42V58H37V59H35L32 63H30V60L28 59V57L26 56V53L27 54H32V53H34L33 51H35V50ZM93 51V52H91V50ZM131 49V48H130ZM145 49V48H144ZM144 49H141V50H144ZM169 49V48H168ZM198 49V48H197ZM196 49V50H197ZM222 50V51H220L219 52V50ZM52 50H54V52L56 51L57 52V50L59 51V52H57V57L58 58H54V59H50L49 58V55L47 54V52H49V54H50V52L52 51ZM119 50V49H118ZM134 50H136V49H134ZM137 50H139V49H137ZM136 50V51H137ZM170 50V49H169ZM195 50V51H196ZM199 50V49H198ZM207 50V49H206ZM116 51V52H115ZM120 51V50H119ZM130 51H132V50H130ZM146 51V50H145ZM166 51V50H165ZM192 51V50H191ZM195 51H194V56L193 57H195ZM201 51V50H200ZM204 51V53L206 52L205 50H203ZM208 51V50H207ZM234 51H236V52H239V53H241L243 56H239V55H237V54H232V52H234ZM254 51V52H253ZM26 52V53H25ZM36 52V51H35ZM114 52H115V54H114ZM129 52V51H128ZM128 52H127V54H128ZM134 52V51H133ZM137 52H140V50L139 51H137ZM137 52H134V53H137ZM142 52V51H141ZM202 52V51H201ZM200 52V53H201ZM210 52V51H209ZM248 52V53H247ZM53 53V52H52ZM106 53H108V54H106ZM123 53V52H122ZM146 54L145 52H142L141 53V55L140 56H142V54ZM171 53V52H170ZM184 53V52H183ZM187 53H189L188 52V50H187ZM199 53V54H200ZM204 53H201L202 55H205ZM208 53V52H207ZM216 53H219V55L218 54H216ZM252 53H254V54H252ZM88 54V55H89ZM125 54V53H124ZM127 54L125 55V56H127ZM132 54V53H131ZM149 54V53H148ZM147 54V55H148ZM152 54H149L148 56H151ZM181 54V53H180ZM19 55H23V57H21V56H19ZM61 55V54H60ZM69 55V54H68ZM72 55V54H71ZM120 55V54H119ZM133 55V54H132ZM134 55H137L138 56V54H134ZM134 55H133V57H134ZM190 55H191V53H190ZM189 55V56H190ZM193 55V54H192ZM197 55V54H196ZM218 55V56H217ZM254 55H255V57H254ZM18 56V58H15V57H17ZM117 56L118 55H116V56H114L115 57V61H117ZM128 56H130V52H129V54H128ZM147 56V57H148ZM183 56V55H182ZM184 58L186 59V55L184 54ZM32 57H33V54H32ZM68 57V56H67ZM70 57V56H69ZM90 57V56H89ZM94 57V56H93ZM114 57H112V58H114ZM120 58V60H123L122 58L124 57L123 55H122V58H121V56H119ZM131 57V60L130 61H132L133 60V58H132V56H130ZM152 57V56H151ZM192 57V56H191ZM191 57H189V59L191 58ZM204 57H207L208 59L207 60H209L210 59V53L208 54V56L207 55H205ZM34 58V57H33ZM72 58H73V56H72ZM124 58H126V60L127 59H130V58H128V57H124ZM136 58H138V57H136ZM188 58V57H187ZM199 58V57H198ZM202 59H204L203 58V56L201 57ZM233 58L235 59V58H237V60L240 62H237V61H235V60H233ZM68 59H70V58H68ZM74 59V58H73ZM89 59V58H88ZM111 59V58H110ZM118 59V60H119ZM146 59V58H145ZM148 59V58H147ZM150 59V58H149ZM160 59V58H159ZM192 59V58H191ZM194 59H196V58H194ZM212 59V60H213ZM66 60V59H65ZM64 60V61H65ZM97 60V59H96ZM99 60V59H98ZM134 60H135V57H134ZM144 60V59H143ZM155 60H156V58H155ZM171 60H173L172 62H170ZM198 60V59H197ZM196 60V61H197ZM205 60V59H204ZM211 60V59H210ZM16 61V60H15ZM74 60H72V62H73ZM93 61V60H92ZM109 61V60H108ZM114 61V62H115ZM125 60H123V62H124ZM128 61V60H127ZM142 61V60H141ZM150 61V60H149ZM89 62V61H88ZM95 62H97V61H94L93 63H95ZM99 62V61H98ZM98 62H97V66L98 65H101V64H103L104 63V65H105V62H103V61H100L101 62V64H98ZM103 62V63H102ZM112 62H113V59H112ZM155 62V61H154ZM165 62V63H166ZM194 62V60L192 61V63ZM203 62V63H202ZM242 62L244 63V64H242ZM80 63V62H79ZM117 63V62H116ZM122 65H123V63L122 62H120ZM126 63H128V62H126ZM129 63H131V62H129ZM128 63V64H129ZM160 63V62H159ZM164 63V62H163ZM196 63V62H195ZM260 63H262V66L260 67ZM106 64H108V62L106 63ZM125 64V63H124ZM127 64V65H128ZM133 64H135V62L133 61ZM142 64V63H141ZM148 64V63H147ZM194 64V63H193ZM16 65H17V63H16ZM47 65H49V67L47 68ZM74 65V64H73ZM73 65H71V67L73 66ZM78 65V64H77ZM83 65V64H82ZM90 65V64H89ZM112 65H113V63H112ZM126 65V64H125ZM132 64H129L128 66L130 67ZM137 65V64H136ZM138 65H139V62H138ZM149 65V64H148ZM169 65V66H170ZM0 66V67H1ZM15 66V64L13 63V67ZM76 66V65H75ZM79 66H81L80 64H79ZM79 66H77L79 69H82L83 71H84V69H85V71L87 70L88 72H89V74L92 76L93 74V70H92V67L91 66H89L90 67V69H87V67L86 66H83V67H79ZM97 66H94V67H97ZM107 66V65H106ZM114 67H115V65H113ZM150 66V65H149ZM155 66V65H154ZM175 66V67H174ZM4 67V66H3ZM3 67H1V68H3ZM16 68H17V66H15ZM88 67V68H89ZM112 67V66H111ZM113 67V68H114ZM118 67V66H117ZM122 68H124V65L123 66H121ZM128 67V68H129ZM134 67V66H133ZM132 67V68H133ZM139 67V66H138ZM137 66H136V68H138ZM160 67V66H159ZM16 68H14V69H16ZM17 68V69H18ZM76 68V67H75ZM100 68V67H99ZM112 68V69H113ZM127 68V67H126ZM131 68V69H132ZM155 68V67H154ZM165 68H166V66H165ZM101 69H102V67H101ZM100 69V70H101ZM106 69V68H105ZM104 69V70H105ZM110 70H111V72H112V69L111 68H109ZM108 69V70H109ZM117 69V68H116ZM119 69V68H118ZM142 69V68H141ZM161 69H162V67H161ZM6 70V71H7ZM11 70H13V69H11ZM43 70H45V72L44 73H42L43 72ZM46 70H48V75L46 74ZM126 70V69H125ZM129 70H130V68H129ZM129 70H126V71H129ZM133 70V69H132ZM165 70V69H164ZM0 71H5V70H3V69H0ZM5 71V72H6ZM26 71V70H25ZM25 71H24V75H25ZM76 71V70H75ZM96 71H98V70H96ZM118 72L119 71H121V70H117ZM124 71V70H123ZM131 71V70H130ZM134 71V70H133ZM136 71H138V69L136 70ZM135 71V73H137ZM143 71V70H142ZM11 72V71H10ZM18 73H19V71H17ZM15 73L14 72V70H13V73H15V74H18V73ZM23 72V71H22ZM27 72V71H26ZM30 72V71H29ZM70 72H72V71H69V73ZM79 72V71H78ZM95 72V71H94ZM104 73H102V74H104L105 75V71H103ZM108 72V71H107ZM115 72V71H114ZM118 72H117V74H118ZM139 72V71H138ZM156 72L157 73H159L157 70H156ZM162 72H164L163 70H162ZM166 72V71H165ZM262 72V71H261ZM2 74H3V72H1ZM8 73H7V76H5V74H3L2 76H5V77H8ZM86 73V72H85ZM100 73V72H99ZM109 73L110 72H108V73H106V75L108 74L109 75ZM116 73V72H115ZM124 73V72H123ZM128 73H130V72H128ZM127 73V74H128ZM140 73H142V72H140ZM147 72H145V74H146ZM161 73V72H160ZM159 73V74H160ZM204 73H206L205 75H204ZM252 73V74H251ZM10 74V73H9ZM75 74H77L76 72H75ZM79 74H81V73H79ZM79 74H77V75H79ZM101 74V75H102ZM112 74V73H111ZM114 74V73H113ZM112 74V75H113ZM122 73H120L119 75H121ZM126 74V72H125V74L124 75H126V77L128 78V75H130V77L132 78V71H131V73L130 74H128L127 75ZM138 74V73H137ZM167 74H168V70H167ZM11 75H12V73H11ZM14 75V74H13ZM19 75H21V76H23V74H21V73H19ZM28 75V74H27ZM82 75V74H81ZM89 75V76H90ZM98 75V74H97ZM103 75V77H105ZM112 75H111V77H112ZM116 75V74H115ZM118 75V76H119ZM135 74H133V76H134ZM138 75H142V74H138ZM179 75H181V76H179ZM14 76H16V75H14ZM137 76V75H136ZM157 76H158V74H157ZM165 76V75H164ZM163 76V77H164ZM168 75H166V77H167ZM17 77H19V76H17ZM27 77V76H26ZM110 77V76H109ZM116 77V76H115ZM114 76H113V78H115ZM123 77V75L121 76V78ZM125 77V76H124ZM139 77H141V76H139ZM146 77V76H145ZM150 77V76H149ZM162 77V76H161ZM160 77V78H161ZM165 77V78H166ZM181 77L182 78H187L186 79V81L187 80H189V82H186V84L184 85L183 83V81L185 80V79H183V83H181V84H183L182 86H185L182 90L181 89H179V91H181V101H179L180 100V96H179V99H175V97L177 96L176 94L177 93H175L174 92V90L173 89H175V86H177L178 85V83H179V86H180V82L181 81H179V80H181ZM211 77V78H212ZM11 78V77H10ZM95 78H97V77H95ZM100 78V77H99ZM108 77L106 76V79H107ZM117 78V77H116ZM115 78V80H117ZM120 78V79H121ZM148 78V77H147ZM151 78V77H150ZM149 78V79H150ZM156 78H159V77H156ZM174 78H172V79H174ZM201 78V77H200ZM200 78H195L196 79V81H197V79L199 80ZM228 78H230V79H228ZM3 79H5V78H3ZM22 79H23V77H22ZM22 79L20 78V80L18 79H16L17 80V82L18 83H21V81H22ZM76 79H78L77 81H76ZM83 79V78H82ZM122 79H124V78H122ZM121 79V80H122ZM135 79V78H134ZM146 79V78H145ZM162 79V78H161ZM164 79V78H163ZM217 79V80H216ZM12 80V79H11ZM10 80V81H11ZM29 80V81H28ZM96 80H98V79H96ZM104 81H105V79H103ZM108 81L109 80H111V79H107ZM119 80V79H118ZM117 80V81H118ZM130 80V79H129ZM137 80H138V76H137ZM140 80V79H139ZM138 80V81H139ZM153 80L155 81V79H154V77H153ZM157 80V79H156ZM160 80V79H159ZM159 80H157V81H159ZM251 80V81H250ZM6 82V83H4V86H5V84H6V86L8 87V84H7V81H8V79H7V81L6 80H3L2 82ZM30 81H31V83H30ZM127 81V80H126ZM145 81H147V83L149 82L148 80H145ZM179 81V82H178ZM244 81H242V82H244ZM9 82V81H8ZM12 82V81H11ZM11 82H9V83H11ZM16 82V81H15ZM45 82V83H44ZM97 82H99V81H97ZM110 82V81H109ZM130 82V81H129ZM134 83H136L135 81H133ZM140 82V81H139ZM202 82V81H201ZM44 83V84H43ZM93 83V82H92ZM115 83H116V81H115ZM119 83V82H118ZM124 83V82H123ZM155 83V82H154ZM200 83V82H199ZM198 83V84H199ZM259 83H261V81L259 82ZM14 84H17V83H14ZM22 85L24 84V83H21ZM31 84V85H32ZM95 84V83H94ZM108 84V83H107ZM126 84V83H125ZM150 84H152L153 85V83H150ZM149 84V85H150ZM197 84V83H196ZM196 84H191L193 87H195V85ZM244 84V83H243ZM25 85V86H26ZM58 86V88H53L54 86ZM110 85H111V83H110ZM121 85V84H120ZM122 85H124V84H122ZM127 85V84H126ZM151 85V86H152ZM173 85H174V88H173ZM200 85H201V83H200ZM199 85V86H200ZM216 85V84H215ZM11 85H9V87H10ZM28 86V85H27ZM101 86V85H100ZM113 86V85H112ZM115 86V85H114ZM113 86V87H114ZM118 86V88L120 89V87H119V84L117 85ZM192 86H191V88H192ZM204 86V87H205ZM232 86V85H231ZM6 87V88H7ZM12 87V86H11ZM14 87V86H13ZM13 87H12V89H13ZM20 87V86H19ZM18 87V88H19ZM30 86H28L27 88H29ZM116 87V86H115ZM124 87H126V86H124ZM128 87V86H127ZM147 87V86H146ZM188 87V86H187ZM196 87H197V85H196ZM196 87H195V90H196ZM201 87V86H200ZM236 87V88H237ZM243 87H244V85H243ZM242 87V88H243ZM247 87V86H246ZM21 88V87H20ZM25 88V87H24ZM23 88V89H24ZM31 88V87H30ZM29 88V89H30ZM105 88V87H104ZM112 88V87H111ZM131 88H132V86H131ZM158 88V87H157ZM177 88V87H176ZM181 88V87H180ZM189 89H190V84H189V87H188ZM249 88V87H248ZM260 88V87H259ZM8 89V88H7ZM23 89H21V90H23ZM31 89H33V87L31 88ZM102 89V88H101ZM110 89V88H109ZM116 89H117V87H116ZM128 89H130V88H128ZM150 91H151V89L150 88H148ZM154 89V88H153ZM192 89H194V88H192ZM198 89H199V87H198ZM244 89H247V88H244ZM243 89V90H244ZM10 90V89H9ZM9 90H7V91H9ZM15 90H16V87H15ZM20 90V91H21ZM103 90H105V89H103ZM121 90V89H120ZM119 90V91H120ZM138 90H140V89H138ZM159 90V89H158ZM177 90V89H176ZM191 90V89H190ZM194 90V91H195ZM202 88H201V90L199 89V91H201L202 92ZM204 90H206V89H204ZM254 90V89H253ZM260 89H258V91H259ZM262 90V89H261ZM6 91V90H5ZM12 90H10V92H11ZM13 91H14V89H13ZM13 91H12V93H13ZM18 91V93H19V90H17ZM26 91V90H25ZM27 91H28V89H27ZM38 91V92H37ZM42 91H44L43 93H42ZM47 91V92H46ZM60 91V90H59ZM74 91H76V93L74 92ZM81 91V92H80ZM82 91H83V93H84V95H83V93H82ZM111 91V90H110ZM122 91H124V90H122ZM122 91H120L121 92V94L123 93ZM127 91H129V90H127ZM137 91V90H136ZM135 91V92H136ZM154 91H156V90H154ZM160 91V92H161ZM192 91V90H191ZM193 91V92H194ZM198 91V92H199ZM218 91H216V92H218ZM9 92V93H10ZM55 92V91H54ZM62 92V91H61ZM101 93H102V91H100ZM104 92H106V91H104ZM104 92H103V94H104ZM112 92V91H111ZM131 92H133V91H131ZM142 92H145V91H142ZM141 92V93H142ZM147 92V91H146ZM153 92V91H152ZM157 92V91H156ZM178 92V91H177ZM186 92H188V91H186ZM215 92V93H216ZM220 92V91H219ZM222 92V91H221ZM220 92V93H221ZM225 92V91H224ZM223 92V93H224ZM240 92V91H239ZM242 92V91H241ZM245 92V91H244ZM8 93V94H9ZM22 93V92H21ZM18 94V95H22V94ZM26 94H27V92H25ZM65 93V92H64ZM63 93V94H64ZM125 93V92H124ZM127 93V92H126ZM125 93V94H126ZM175 93V94H174ZM183 93H184V91H183ZM203 94H206V93H204V92H202ZM225 93H227L228 94V90L225 92ZM235 93V92H234ZM15 94V93H14ZM27 94V95H28ZM67 94V93H66ZM119 94V93H118ZM129 94V93H128ZM131 94V93H130ZM144 94L145 93H143V96H144ZM151 94V93H150ZM156 94V93H155ZM179 94V93H178ZM201 95V96H204V95ZM230 94V93H229ZM242 95H243V93H241ZM249 94V93H248ZM10 95V94H9ZM25 94H23L22 96H24ZM27 95H25L26 97H28ZM49 95H51V94H49ZM55 95V94H54ZM57 95H58V93H57ZM101 95V94H100ZM135 95V94H134ZM138 95V94H137ZM140 95V94H139ZM145 95H147V94H145ZM176 95V96H175ZM187 95H190L189 93L187 94ZM186 95V96H187ZM193 95H195V96H198V94L197 93H192V96H191V98L193 97V98H195V99H198L199 98V100H197V102L198 103H200L201 101L200 100H202V98L200 99V97L198 96V98L197 97H195V96H193ZM225 95V94H224ZM1 96V95H0ZM14 96V95H13ZM31 96H30V98H31ZM43 96V95H42ZM44 96V97H45ZM48 96V95H47ZM64 96V95H63ZM104 96V95H103ZM110 96H112V94H110ZM130 96V95H129ZM141 96L142 98H144L145 100H146V98H148V97H146V96ZM150 96V95H149ZM207 98H209L207 95H205ZM204 96V97H205ZM217 96V95H216ZM244 96V95H243ZM256 96V95H255ZM10 97H12V96H10ZM26 97H24V98H26ZM108 97V96H107ZM106 97V98H107ZM113 97V96H112ZM112 97H109V98H112ZM122 98L121 99H124V98H126V97H128V96H121ZM132 97H133V94H132ZM141 97H139L138 96V98H140V101L141 102H143V100H141ZM146 97V98H145ZM203 97V101L206 99V97L204 98ZM220 97V96H219ZM232 97V96H231ZM231 97H228V98H231ZM247 97V96H246ZM16 98V97H15ZM18 98V97H17ZM19 98H22V97H19ZM29 98V97H28ZM47 98H49V97H47ZM138 98L136 97L135 99H133L132 101H131V104L133 103V104H135L134 102H136L137 100H138ZM184 98H185V96H184ZM188 98V97H187ZM187 98L185 99V100H187ZM225 98H226V96H225ZM14 99V98H13ZM23 99V98H22ZM40 99V98H39ZM62 99V98H61ZM104 99V98H103ZM108 99V98H107ZM116 99H118L117 97H116ZM115 99V100H116ZM130 99V98H129ZM128 99V100H129ZM137 99V100H136ZM250 99V98H249ZM248 98H247V100H249ZM40 100H42V98L40 99ZM45 100V99H44ZM43 100V101H44ZM50 100V99H49ZM106 100V99H105ZM124 100H126V99H124ZM128 100H126V101H128ZM136 100V101H135ZM148 100H149V98H148ZM191 100V99H190ZM231 100V99H230ZM252 101H253V99H251ZM255 100V99H254ZM10 101H14L15 102V100H10ZM19 101V100H18ZM24 101V100H23ZM26 101L28 102V99L27 100H25V102H23V104L24 103H26ZM29 101H32L31 99L29 100ZM47 101V100H46ZM68 101V100H67ZM108 101V100H107ZM110 101H113V98L112 99H110ZM119 100H117V102H118ZM193 101V100H192ZM207 101V100H206ZM206 101H205V103H206ZM221 101V100H220ZM245 101H246V99H245ZM1 102V101H0ZM33 102V103H34ZM45 102V101H44ZM114 102V101H113ZM184 102V101H183ZM253 102H256V101H253ZM2 103V102H1ZM4 103V102H3ZM13 103V102H12ZM21 105H22V103L21 102H19ZM30 103V102H29ZM34 103V104H35ZM41 103V102H40ZM59 102H55L54 103V105L55 104H58ZM102 103V104H101ZM111 104H115V103H112V102H110ZM119 103H121V102H119ZM125 103V102H124ZM128 103H129V101H128ZM137 103H138V106H139V101H137ZM148 103H149V101H148ZM147 103V104H148ZM187 103H190L189 102V100L187 101ZM186 103V101H185V104H187ZM191 103H193V102H191ZM246 103V102H245ZM257 103V102H256ZM9 104H11V103H9ZM130 104V105H131ZM142 104V103H141ZM140 104V105H141ZM146 104V103H145ZM200 104H203V103H200ZM258 104V103H257ZM2 105V104H1ZM0 105V106H1ZM16 105H17V103H16ZM15 105V106H16ZM19 105V104H18ZM29 105V104H28ZM46 105H49V103L47 102V104ZM116 105V104H115ZM122 105V104H121ZM142 105H144V104H142ZM183 105V104H182ZM197 105V104H196ZM213 105V104H212ZM240 105V104H239ZM3 106V105H2ZM13 106H14V104L12 105H10L9 106V108H10V111H12V110H16V109H12L13 108ZM40 106V105H39ZM44 106H45V104H44ZM111 106V105H110ZM114 106V105H113ZM120 106V105H119ZM127 106V105H126ZM137 106V105H136ZM146 106H149V105H146ZM180 108H179V107ZM218 106V105H217ZM221 106V105H220ZM252 106V105H251ZM258 106V105H257ZM12 107V108H11ZM18 107H20V105L18 106ZM24 106H22L21 108H23ZM31 107L33 108V106L31 105ZM42 107V106H41ZM51 107V106H50ZM117 107V106H116ZM116 107H114V108H116ZM123 107H124V105H123ZM129 107V106H128ZM135 107V106H134ZM150 107V106H149ZM149 107H148V109H149ZM177 107L179 108V109H177ZM203 107V106H202ZM202 107L200 108V109H202ZM245 107V106H244ZM259 107V106H258ZM4 108H6V107H4ZM17 108V107H16ZM27 108V107H26ZM81 108V109H82ZM110 108H112V106L110 107ZM113 108V109H114ZM118 108V107H117ZM151 108V107H150ZM189 108H191V109H189ZM221 108V107H220ZM225 108V107H224ZM248 108V107H247ZM246 108V109H247ZM30 109V108H29ZM45 109H47V108H45ZM125 109H128V108H126L125 107ZM133 109V108H132ZM136 109V108H135ZM143 109H145V106H144V108ZM143 109H142V111H143ZM147 109V108H146ZM216 109H218V108H216ZM249 109V108H248ZM0 110L2 111L3 109H2V107L0 108ZM48 110V109H47ZM52 110V109H51ZM115 110V109H114ZM124 110V109H123ZM139 110H141V108L139 109ZM149 110H151V109H149ZM254 110V109H253ZM31 111V110H30ZM35 111V110H34ZM38 111V110H37ZM46 111V110H45ZM59 111H60V109H59ZM200 111V110H199ZM199 111H198V115H196V119L198 120L199 119V121H200V116H199ZM223 111V110H222ZM42 112V111H41ZM75 113H77V114H79L80 113V109H78V110H75L74 111ZM107 112V111H106ZM117 112V111H116ZM123 112V111H122ZM11 113V112H10ZM13 113H14V111H13ZM15 113H16V111H15ZM32 113V112H31ZM46 113V112H45ZM55 113V112H54ZM63 113V112H62ZM134 113H136V114H133V113H127V111H126V113H124V114H122L121 115V117L123 118L124 116H126L127 117V119H129L130 118V122H132V121H137L138 119L140 120V116H138V114L140 115V113H138L137 114V112H136V110H135V112ZM202 113V112H201ZM210 113H211V111H210ZM226 113V112H225ZM0 114H1V112H0ZM22 114V113H21ZM83 114V113H82ZM174 114V113H173ZM243 114V113H242ZM2 115H4V114H2ZM5 115H7L6 113H5ZM50 115V114H49ZM64 115V114H63ZM67 115V114H66ZM70 115V114H69ZM72 115V114H71ZM84 115V114H83ZM105 115V114H104ZM107 115V114H106ZM180 115L178 116V117H180ZM201 115V114H200ZM202 115H203V113H202ZM202 115H201V117H202ZM205 115V114H204ZM23 116V115H22ZM75 116V115H74ZM78 116H81V114L80 115H78ZM108 116V115H107ZM117 116H119V115H117ZM182 116V115H181ZM208 116V115H207ZM207 116H205V117H207ZM8 117V116H7ZM61 117V116H60ZM66 117V116H65ZM125 117V118H126ZM174 117V116H173ZM176 117V116H175ZM205 117H204V119H205ZM13 118V117H12ZM56 118H57V116H56ZM63 118V117H62ZM67 118V117H66ZM65 118V119H66ZM104 118V117H103ZM242 120H241V119ZM2 119H4V118H2ZM8 119H10V118H8ZM47 119V118H46ZM203 119V118H202ZM204 119L203 120H201L202 122L204 121ZM4 120H6V119H4ZM3 120V121H4ZM50 120V119H49ZM93 120H95V121H97V122H99L101 125H98L95 121L93 122ZM174 120V119H173ZM228 120V119H227ZM10 121H11V119H10ZM16 121V120H15ZM61 121V120H60ZM243 121H248L249 123H245V122H243ZM1 122V121H0ZM14 122V121H13ZM59 122V121H58ZM123 122H125V121H123ZM122 122V123H123ZM128 122V121H127ZM158 122H160V127H161V129H162V131L160 132V134L157 136V137H153V138H151V139H143V138H141L140 136H136V135H134V134H132V130L131 129H133V128H135V127H137V126H139V125H141V124H144V123H158ZM234 122H232V123H234ZM9 123V122H8ZM11 123V122H10ZM9 123V124H10ZM56 123V122H55ZM90 123V125H87V124H89ZM93 123L95 124L94 126H92L93 127V129H92V131L89 133V129H91L90 128V126L91 125H93ZM194 123V122H193ZM209 123V122H208ZM6 124V123H5ZM8 124V125H9ZM42 124V123H41ZM48 124V123H47ZM198 124V123H197ZM212 124V123H211ZM220 124V125H219ZM4 125V124H3ZM10 125H12V124H10ZM9 125V126H10ZM51 125V124H50ZM53 125V124H52ZM51 125V126H52ZM163 125V126H162ZM229 125H231V124H229ZM237 125V124H236ZM55 126V125H54ZM122 126V125H121ZM232 126H234V124L233 125H231V127ZM27 127H28V125H27ZM228 127V126H227ZM15 128H16V126H15ZM35 128V127H34ZM229 128V127H228ZM234 128V127H233ZM27 129V128H26ZM222 129V128H221ZM225 130L227 129V128H224ZM235 129V128H234ZM250 129V130H249ZM111 130V131H110ZM229 130V129H228ZM207 131L208 132H210V134L209 135H205L206 133H207ZM15 132H16V130H15ZM217 132H218V134H217ZM224 132H226V131H224ZM231 132V131H230ZM244 132H247V133H244ZM23 133V132H22ZM25 133V132H24ZM27 133V132H26ZM33 133V132H32ZM35 133V132H34ZM199 133H201V137H199ZM244 133V134H243ZM0 134H2V133H0ZM4 134V133H3ZM30 134V133H29ZM73 134H77L76 136H74L73 137ZM198 134V135H197ZM202 134H204L205 136H202ZM242 134H243V136H246V139H243L242 138ZM13 135V134H12ZM88 135V136H87ZM264 135V134H263ZM1 136V135H0ZM75 137H77V138H75ZM78 137H81V138H78ZM196 137H199L198 139L196 138ZM129 138H132V139H135V140H141V141H143V142H146V141H152V143L151 142H147V143H145V144H141L140 142H136V141H134V144L136 143V144H139L140 143V146L141 145H143V146H145L146 148L145 149H142V148H140V146H139V148H138V145H137V148L138 149H134V146H132L133 148H131V150H130V145H131V143H132V140H130ZM217 138V139H216ZM55 139H58V140H60L62 143H60L61 145H58V140H56V141H53V140H55ZM103 139H105L104 141H103ZM111 139V140H110ZM153 141H158V142H153ZM131 142V143H130ZM49 143H55L54 144V146H53V148L54 149H51V150H48L47 151V153H45V154H43V153H41L40 151H38V150H36V149H33V147H35V146H38V145H44V144H49ZM120 143H126L127 144V150L129 149L130 150V152H128V154L129 153H133V155H131V158H129V159H127V157H126V159L122 162V160H123V156L121 155V154H125V152L127 151H125V149H123L122 148V145H120ZM130 143V144H129ZM102 144V145H101ZM204 144V143H203ZM222 144V145H221ZM57 145V146H56ZM142 147V146H141ZM207 148H209V147H207ZM207 148H206V150H207ZM44 150V149H43ZM203 150H204V148H203ZM206 150H204L203 152H205ZM213 151V150H212ZM240 151H246V152H248L250 155H247V156H243V155H241V153H240ZM50 152V153H49ZM149 152H151L150 154H148ZM231 153H233V155H230ZM259 153H262V155H260ZM127 154V155H128ZM161 154V155H160ZM215 154V153H214ZM95 155H97V154H95ZM230 155V156H229ZM135 156V157H134ZM203 156V155H202ZM90 157H95L94 155H92V156H90ZM147 157V158H146ZM183 157V156H182ZM188 157V156H187ZM193 157V158H194ZM259 157V159L260 160H257V158ZM158 158V159H159ZM184 158V157H183ZM183 158H181V160H183ZM192 158V159H193ZM155 160L154 161V164L155 163H158V164H160V160ZM152 160V159H151ZM172 160V161H173ZM186 160V159H185ZM199 160V159H198ZM202 160V159H201ZM133 164V166H131L130 165V162ZM139 161V162H138ZM163 161H165V160H163ZM170 161V160H169ZM168 161V162H169ZM187 161V160H186ZM122 162V163H121ZM150 162V161H149ZM153 162V161H152ZM174 162H176V161H174ZM180 162V161H179ZM178 162V164H180ZM185 162V161H184ZM187 162H189V161H187ZM204 162V161H203ZM142 163V164H141ZM201 163H202V161H201ZM150 164H152V163H150ZM149 164V165H150ZM173 164V163H172ZM176 164V163H175ZM183 164V163H182ZM185 164V163H184ZM260 164V163H259ZM32 166H34L33 164H31ZM140 165H139V167H140ZM148 165V166H149ZM153 165V164H152ZM185 165H187V164H185ZM185 165H183V166H185ZM211 165V164H210ZM159 166H161L162 167V165H159ZM166 166H167V164H166ZM173 166V165H172ZM182 166V165H181ZM193 166V165H192ZM196 166V165H195ZM194 166V167H195ZM202 166V165H201ZM244 166V165H243ZM246 166V165H245ZM249 166V165H248ZM252 166V165H251ZM254 166V165H253ZM35 167V166H34ZM142 167V166H141ZM144 167V166H143ZM142 167V168H143ZM147 167V166H146ZM152 167V166H151ZM186 167H188V166H186ZM197 167V166H196ZM203 167H204V165H203ZM202 167V168H203ZM36 168V167H35ZM141 168V169H142ZM206 168V167H205ZM208 168V167H207ZM210 168H211V166H210ZM245 167H243L242 169H244ZM37 169V168H36ZM147 169V168H146ZM151 169V168H150ZM166 169V168H165ZM168 169V168H167ZM167 169H166V172H168L167 171ZM170 169V168H169ZM189 169H192V168H189ZM42 175L41 176H43V178H45L46 179V181L48 182V183H50V184H55V185H58L57 183H59V184H62V182H60V181H62V180H58V181H55V182H50V181H48V179H47V177H46V175L42 172V171H40L39 169H37ZM143 170H145V169H143ZM142 170V171H143ZM154 170V169H153ZM153 170H151V172L153 171ZM162 170V169H161ZM184 170V169H183ZM147 171H149V169L147 170ZM157 171V170H156ZM155 171V172H156ZM159 171V170H158ZM170 171H172L173 172V170H170ZM178 171H180L181 172V169L179 170L178 169ZM178 171H176V173L178 172ZM202 171H203V169H202ZM144 172V171H143ZM146 172V171H145ZM145 172H144V175H145ZM183 172V171H182ZM189 172H191V171H189ZM193 172H194V170H193ZM148 173V172H147ZM150 173V172H149ZM170 173V172H169ZM174 173V172H173ZM187 173H188V171H187ZM155 173H153V175H154ZM161 174H163V173H161ZM179 174H181V173H179ZM183 174V173H182ZM186 174V173H185ZM223 174H228L229 176L228 177H225L226 175H224V177L225 178H222V179H219V178H217V177H219L220 175H223ZM141 175H143V174H141ZM152 175V176H153ZM172 175L173 174H171L170 175V177H172ZM177 175V174H176ZM118 176V175H117ZM38 177V176H37ZM154 177V176H153ZM162 177V176H161ZM160 177V178H161ZM168 177H169V175H168ZM140 178H143V177H141L140 176ZM147 178V177H146ZM149 178V177H148ZM156 178V177H155ZM37 179H39V178H37ZM150 180H152L151 178H149ZM163 179V178H162ZM168 179H170V178H168ZM172 179V178H171ZM215 179H218V180H215ZM36 180V179H35ZM156 180V179H155ZM173 180V179H172ZM251 180V179H250ZM33 181V180H32ZM40 181V180H39ZM39 181H37L38 183H39ZM41 181H43V180H41ZM164 181H165V178H164ZM30 182V181H29ZM36 182V183H37ZM153 182V181H152ZM160 182V181H159ZM158 182V183H159ZM253 182V181H252ZM259 182H257V183H259ZM41 183V182H40ZM66 183V182H65ZM68 183V182H67ZM149 183H150V181H149ZM148 182H147V184H149ZM248 183H250L249 181H248ZM152 184V183H151ZM150 184V185H151ZM167 184V183H166ZM168 184H170L169 182H168ZM174 184V183H173ZM174 184V185H175ZM145 185H146V182H145ZM172 185V184H171ZM173 185V186H174ZM201 185V184H200ZM199 185V186H200ZM241 185H243V184H241ZM247 185V184H246ZM52 186H54V185H52ZM151 186H157L156 185V183H155V185H154V182H153V184L151 185ZM254 186V185H253ZM159 187V186H158ZM198 187V186H197ZM204 187V186H203ZM237 187H239V186H237ZM153 188V187H152ZM170 188V187H169ZM186 188H189V189H187L188 190V193H186L187 192V190H186ZM201 188V187H200ZM239 188H241V187H239ZM238 188V189H239ZM244 188V187H243ZM249 188V187H248ZM127 189V190H126ZM143 189V190H142ZM149 189V188H148ZM166 189V188H165ZM171 189V188H170ZM173 189V188H172ZM198 189V188H197ZM244 189H246V188H244ZM243 189V190H244ZM263 189V188H262ZM154 190H156L157 191V189H154ZM166 190H168L169 191V189L167 188ZM190 190V191H189ZM204 190V189H203ZM251 190V189H250ZM250 190H247V191H250ZM69 191V190H68ZM150 191V190H149ZM161 191V190H160ZM186 191V192H185ZM199 191H202V189L201 190H199ZM235 191H237V190H235ZM252 191H253V188H252ZM252 191H250V192H252ZM147 192V191H146ZM162 192V191H161ZM184 192V194L185 195H183L182 194V196H181V193H183ZM238 192V191H237ZM257 192V191H256ZM255 192V193H256ZM151 193H153V192H151ZM166 193V192H165ZM201 194L203 193V192H200ZM234 193V192H233ZM246 193V192H245ZM249 193V192H248ZM253 193V192H252ZM255 193H253V194H255ZM147 194V193H146ZM172 194V193H171ZM236 194V193H235ZM238 194H240V193H238ZM158 195V194H157ZM231 195H233V194H231ZM241 195V194H240ZM239 195V196H240ZM244 195V194H243ZM250 195V194H249ZM85 196V195H84ZM92 196V195H91ZM94 196V195H93ZM92 196V197H93ZM99 196V195H98ZM146 196H148V195H146ZM171 196V195H170ZM197 196H200V195H197ZM196 196V197H197ZM202 196H204V194L202 195ZM235 196V195H234ZM242 196V195H241ZM254 196H257L256 194L254 195ZM89 197V196H88ZM142 197V196H141ZM144 197V196H143ZM154 197V196H153ZM166 197V196H165ZM169 197V196H168ZM194 197V196H193ZM245 197V196H244ZM250 197H252V196H250ZM102 198H104V197H102ZM112 197H111V199H110V201L112 202V200H114ZM163 198V197H162ZM180 198V199H179ZM199 198V197H198ZM203 198V197H202ZM201 198V199H202ZM205 198H203V199H205ZM232 198V197H231ZM235 198V197H234ZM247 198V197H246ZM254 198V197H253ZM107 199V198H106ZM105 199V200H106ZM122 199V198H121ZM137 199V198H136ZM236 199V198H235ZM241 199H242V197H241ZM250 199V198H249ZM256 199V198H255ZM255 199H252L251 201H249V203L251 202H255L254 200ZM53 199L51 198V200H49V201H52ZM118 200H120V199H118ZM149 200H151V199H149ZM225 200V199H224ZM240 200V199H239ZM244 200V199H243ZM246 201H248L247 199H245ZM257 200V199H256ZM124 201V200H123ZM190 201V200H189ZM192 201H193V199H192ZM197 201V200H196ZM206 201V200H205ZM232 201V200H231ZM231 201H224V203L225 202H231ZM241 201V200H240ZM245 201V202H246ZM258 201V200H257ZM256 201V203L255 204H257V203H259V202H257ZM120 202H121V200H120ZM148 201H146V203H147ZM243 202V201H242ZM113 203H114V201H113ZM119 203V202H118ZM142 203H143V201H142ZM149 203V202H148ZM197 203H199V202H197ZM197 203H195V204H197ZM224 203H222V204H224ZM240 203V202H239ZM239 203H237V204H239ZM115 204V203H114ZM159 204V205H158ZM200 204V203H199ZM233 204V203H232ZM242 204V203H241ZM248 204V203H247ZM260 204H262V203H260ZM243 205V204H242ZM254 204H252V207L254 208V206H256V205H254ZM196 206V205H195ZM206 206V207H207ZM223 207L222 208H224V205H222ZM225 206H227L226 204H225ZM235 206H236V204H235ZM235 206H234V209H235ZM244 206H246V204L244 205ZM244 206H241V207H238V208H243L244 209ZM249 205H247L246 206V208H247V212H249L248 214H250V209L252 210L253 208L252 207H248ZM250 206H251V204H250ZM259 206V205H258ZM263 206V205H262ZM185 207H186V209H185ZM197 207H198V205H197ZM218 207H216V208H218ZM200 207H198L197 209H199ZM204 208V207H203ZM210 208L209 209H207V208H205V209H207V210H209L210 211ZM231 208V207H230ZM250 208V209H249ZM258 208V207H257ZM35 207L34 208H32L30 211L39 219V220H41V221H43V219H42V214H41V212H36L35 213ZM192 209H195L196 210V208L194 207V208H192ZM212 209V210H213ZM241 209H238L239 211L241 210ZM255 209V208H254ZM261 209H263V208H261ZM37 210V209H36ZM131 210H134V207H131ZM182 210V211H181ZM191 210V209H190ZM189 210V211H190ZM201 210V209H200ZM211 210V211H212ZM261 211L260 209H257V210H252V214H253V212L255 213V211H257V212H259V211ZM179 211H181L182 212V214L180 215L178 212ZM189 211H187V212H189ZM194 211V210H193ZM201 211H203V210H201ZM206 211V210H205ZM226 211V210H225ZM224 211V212H225ZM86 212H88V211H86ZM141 212V213H142ZM223 212V211H222ZM221 212V213H222ZM233 212H235L236 213V211H233ZM263 212V211H262ZM179 214V216H180V218L176 215V214ZM210 213V212H209ZM208 212L206 213L207 215L209 214ZM221 213H219V214H221ZM238 213V212H237ZM245 213V212H244ZM260 213V212H259ZM37 214V215H36ZM46 214V213H45ZM166 214V213H165ZM185 214H187V213H185ZM189 214H190V212H189ZM203 214V213H202ZM201 214V216H204V215H202ZM241 214H243V213H241ZM257 214V213H256ZM262 214H264V212L262 213ZM196 215V214H195ZM244 215V214H243ZM242 215V216H243ZM255 215V214H254ZM260 215V214H259ZM65 216V215H64ZM63 216V217H64ZM83 216V215H82ZM84 216H85V214H84ZM144 216V215H143ZM150 216V215H149ZM164 216V215H163ZM167 216V215H166ZM213 216H215V215H213ZM239 217L241 216L240 214L238 215ZM241 216V217H242ZM244 216H246V214L244 215ZM252 215L250 214V216L249 217H251ZM88 217V216H87ZM87 217H86V219H87ZM92 217V216H91ZM90 217V218H91ZM155 218V219H152V218ZM165 217V216H164ZM164 217H163V219L161 220V222L163 221H165V219H164ZM167 217V219L166 220H169L170 218H168ZM197 217V216H196ZM248 216H247V219H250ZM256 217H259L258 216V214H257V216ZM64 218H66V222H67V220L69 219V221H70V223H71V219H70V217L69 216H66V217H64ZM85 218V217H84ZM90 218L89 219H87L88 221H89V223H91V221H90ZM207 218H208V216H207ZM206 218V219H207ZM254 218V217H253ZM206 219H203V220H201V222L202 223H208V221H206ZM208 219H210V218H208ZM211 219L213 220H211L212 222H216V220L215 219H213V217H211ZM243 219L244 220H247V219H245V217H243ZM242 219V220H243ZM257 219V218H256ZM53 220H55V219H53ZM92 220V219H91ZM194 220V219H193ZM251 221H252V219H250ZM259 220H260V218H259ZM261 220H263V218L261 219ZM260 220V221H261ZM56 221V220H55ZM133 221V225L135 226V224H137L138 226L139 225H141V224H143V223H145L146 222V220H145V216L144 217H136V218H133L132 220H131V222ZM179 221V223H177ZM248 221V220H247ZM257 220H255V222H256ZM260 221H258V222H260ZM46 222V221H45ZM52 222V221H51ZM54 222V221H53ZM52 222V223H53ZM92 222H95V219L93 218V220H92ZM176 222V223H175ZM211 222V223H212ZM214 222V224H216ZM221 222V221H220ZM264 222V221H263ZM262 222V223H263ZM50 223V221H48V222H46V224H48V225H50L49 224ZM51 223V225L53 226L55 223H57V222H54V224H52ZM65 223V222H64ZM73 223V222H72ZM71 223V224H72ZM148 223V222H147ZM165 223V222H164ZM223 223V222H222ZM244 223H245V221H244ZM248 223V222H247ZM257 223V222H256ZM223 224H225V223H223ZM258 224V223H257ZM55 225H57V224H55ZM54 225V226H55ZM58 225H59V223H58ZM65 225H67V223L65 224ZM72 225H74V224H72ZM145 225V224H144ZM159 225H161V223L159 224ZM202 225V224H201ZM207 225H209V224H207ZM220 225H221V223H220ZM249 225H253V224H249ZM260 225H262V224H260ZM264 225V224H263ZM69 226L71 227V225L69 224ZM78 226V225H77ZM91 226H92V223H91ZM163 226V225H162ZM213 226V225H212ZM222 226V225H221ZM240 227L236 222H234V223H229V225L227 224V225H223V227H222V229H221V231H215V233H219L220 235H218V236H220L221 237V235H223L222 237H226L227 236V234L230 232V231H233V230H235V228L234 227ZM258 226V225H257ZM257 226H256V228H257ZM58 226H56V228H57ZM158 227V226H157ZM197 227V226H196ZM218 227V226H217ZM236 227V228H237ZM254 226H252V228H250L249 227V232H248V235H249V237H251L252 235H253V233H252V231H254V229L255 228H253ZM260 227V226H259ZM15 228H16V226H15ZM55 227H53V228H51V230L52 229H54ZM72 228V227H71ZM74 228V227H73ZM75 228H77V227H75ZM138 228V227H137ZM143 228V227H142ZM163 228V227H162ZM211 228V227H210ZM234 228V229H233ZM264 228V227H263ZM65 230H66V228H64ZM129 229V226H126V230H128ZM132 229V231H133V228H131ZM161 229V228H160ZM214 229H215V227H214ZM259 229V228H258ZM257 229V230H258ZM49 230H50V228H49ZM48 230V231H49ZM72 230V229H71ZM75 230H77V229H75ZM78 230H80V229H78ZM77 230V231H78ZM92 230H94V232L96 231L95 229H92ZM92 230H89L88 231V233H90V231L92 232ZM138 230V229H137ZM140 230V229H139ZM163 230H164V228H163ZM178 230V229H177ZM217 230V229H216ZM256 230V229H255ZM260 230H261V228H260ZM259 230V231H260ZM48 231H47V233H48ZM76 231V232H77ZM81 231V230H80ZM141 231V230H140ZM168 230H167V232H169ZM174 231V230H173ZM172 230L170 231V232H173ZM176 231V230H175ZM203 231V232H202ZM261 231H263V229L261 230ZM260 231V232H261ZM75 231H74V233H76ZM79 232V231H78ZM127 232H129V230L127 231ZM133 232H135V231H133ZM166 232V231H165ZM164 232V233H165ZM188 232H190V233H188ZM202 232V233H201ZM207 232V231H206ZM205 232V233H206ZM46 233V234H47ZM51 233L53 234L54 232H52L51 231ZM50 231H49V236H50ZM60 233H62V232H60ZM67 233V232H66ZM66 233H65V231L63 232V234H65L66 235ZM70 233H71V231H70ZM72 233H73V231H72ZM95 233H97V232H95ZM126 233V232H125ZM143 233V234H142ZM162 233H163V231H162ZM173 233H175V232H173ZM178 233H180V232H178L177 231V234ZM212 233H213V231H212ZM36 234V233H35ZM39 234V233H38ZM37 234V235H38ZM42 234V233H41ZM41 234H40V236H41ZM51 234V235H52ZM134 234V233H133ZM167 234V233H166ZM172 234V233H171ZM258 234H259V232H258ZM43 236L45 235V234H42ZM60 235V234H59ZM93 235H94V233H93ZM149 235V236H148ZM183 235H184V233H183ZM194 235V236H193ZM210 235V234H209ZM263 235H264V232L263 233H261V236H262V238L264 239V237H263ZM20 236H22V235H20ZM24 236V235H23ZM31 236V235H30ZM33 237H34V235H32ZM47 236L46 235V237L47 238H51L52 236ZM64 236V235H63ZM72 236V235H71ZM70 236V237H71ZM178 236H179V234H178ZM193 236V237H192ZM217 236V237H218ZM260 236V235H259ZM19 237V236H18ZM58 237V236H57ZM60 237V236H59ZM177 237V236H176ZM175 237V238H176ZM180 237H182V236H179L178 238H180ZM202 237L204 238V235H202ZM19 238H21V239H24L25 238V236H24V238H22V237H19ZM29 238V237H28ZM64 238V237H63ZM72 238V237H71ZM158 238V237H157ZM170 238H174V237H172L171 235H169V233H168V235L166 236L165 235V237H164V241H162V245L160 246V248L156 251V248H154L153 247V249H149V251H148V253L147 254H149L148 255V257L146 258V259H144V260H142L141 262H140V264H164L166 261H167V255H166V253H167V250L166 249H169V250H172L173 249V247H172V244L174 245V243H171V242H173V241H170L169 239ZM198 238V239H197ZM206 238V237H205ZM26 239V238H25ZM24 239V240H25ZM58 239V238H57ZM66 239H68V237L66 236L65 237V240ZM81 239V238H80ZM79 239V240H80ZM160 239H161V237H160ZM29 239H27L26 241H28ZM74 240L75 239H73L72 241L74 242ZM191 240H193V239H191ZM262 240V239H261ZM26 241H21V244H20V242H19V244H20V246H19V244H18V246L21 248V246H22V248L23 247H27V242ZM63 241H64V239H63ZM62 240L61 241H59V243H61V242H63ZM69 241V240H68ZM67 241V242H68ZM76 241H77V239H76ZM251 241H253V239H251L250 240V238L249 239H246L245 240V252H246V256H247V258L249 257L250 259H253V257L251 256V253L253 254V252L252 251H254V249L258 246V244L259 243H257V242H260V241H257L256 242V240H255V243H253L252 245H251ZM12 242V241H11ZM10 242V243H11ZM26 242V243H25ZM28 242H30L31 243V241H28ZM58 242V241H57ZM55 243V248H57L58 246H60V245H58L59 243ZM79 242H81V241H78V243ZM155 242V241H154ZM17 243V242H16ZM26 245H25V244ZM34 243H35V241H34ZM70 243V242H69ZM78 243L77 244H75V243H73V244H75V245H77V247L76 248H78ZM83 243V242H82ZM161 243V242H160ZM262 243H263V241H262ZM12 244V243H11ZM14 244V243H13ZM13 244L11 245V246H13ZM29 244V243H28ZM36 244V243H35ZM80 244V243H79ZM84 244V243H83ZM83 244H80L81 246L83 245ZM184 244V243H183ZM185 244H187V243H185ZM190 244V243H189ZM211 244V247H212V250H214L213 248H215V249H219V250H223V249H225V251H226V247H225V245H224V243L222 242V241H213L212 243H210ZM264 244V243H263ZM16 244H14V246H15ZM25 245V246H24ZM37 245H38V243H37ZM70 245H71V243H70ZM153 245H154V243H153ZM159 245V244H158ZM157 245V246H158ZM192 245V244H191ZM261 245V244H260ZM9 246V245H8ZM18 246H16V247H18ZM32 246V245H31ZM30 246V250H28V252L27 251H24V250H27V249H25V248H23L24 250V254L26 255H15L13 252V250H11L10 248H9V250H7V251H3L6 255H4L5 256V261H4V264H87V262H86V258H82L83 260H85V261H79V259L77 258V256H76V253H74L72 250H69V249H66L65 247V249L63 248V249H61L59 252H60V254L61 255H56V254H54V249H53V247L52 246H48L47 248H43V247H41V248H36V246L35 247H31ZM33 246H34V244H33ZM68 246H69V244H68ZM72 246V245H71ZM149 246V245H148ZM156 246V247H157ZM263 246V245H262ZM61 247V246H60ZM63 247V246H62ZM80 247V246H79ZM152 247V246H151ZM19 248V249H20ZM34 248H36V250L34 249ZM73 249V247H70V249ZM148 248V247H147ZM150 248V247H149ZM158 248V247H157ZM17 249V248H16ZM18 249V250H19ZM80 249V248H79ZM125 249V248H124ZM146 249V248H145ZM259 249V248H258ZM262 249V248H261ZM6 250V249H5ZM35 250V251H34ZM76 250V249H75ZM16 251V250H15ZM81 251V250H80ZM97 251V250H96ZM129 252H126V254L127 255H131L132 253H134L135 254V252H132V251H130V250H128ZM160 251V252H159ZM215 251H218V250H215ZM214 251V252H215ZM228 251V250H227ZM234 251V250H233ZM257 251V250H256ZM100 252V251H99ZM154 252H159L158 253V256L156 257L155 256V261H154V258L152 257V254L154 255ZM202 252H207L206 250H202ZM220 252V251H219ZM255 252V251H254ZM259 252V251H258ZM261 252H262V250H261ZM1 253V252H0ZM16 253V252H15ZM21 253H22V251H21ZM222 253H224V251L222 252ZM221 253V254H222ZM226 253H229V252H226ZM256 253V252H255ZM33 254L35 255V257L33 258L32 256H33ZM203 254V253H202ZM213 254H215L216 255V253H213ZM257 254V253H256ZM166 255V256H165ZM186 255H188V253L186 252ZM194 255V254H193ZM209 254H203V256L205 257V258H210V261L212 260L211 258V256H208ZM224 255V254H223ZM233 255V254H232ZM56 256H57V259H56ZM161 256V258L162 257H164L165 256V258L163 259V260H161V258H159ZM190 256H192V255H190ZM219 257H220V255H218ZM218 256H216V258L218 257ZM224 256H231V254H229V255H224ZM234 256V255H233ZM240 256V255H239ZM236 257H238V255H236ZM252 257V258H251ZM153 258V259H152ZM215 258V257H214ZM221 258V257H220ZM234 258V257H233ZM233 258H232V261H234L233 260ZM150 259H152L153 260V262L152 263H150ZM224 259H226V258H224ZM223 260V259H222ZM218 261V260H217ZM224 261V260H223ZM226 261H227V259H226ZM236 261V260H235ZM173 262V260H172V256H169V259H168V261L166 262V264H169V263H172ZM180 261H177V262H175L174 264H178ZM198 262V260L197 259H193L192 260V262L190 263V264H192V263H197ZM214 262V261H213ZM226 263H228V262H226ZM231 263V262H230ZM129 264V263H128ZM130 264H137L135 261H132V262H130ZM219 264H221V263H219Z\"/></svg>",
  "mask_w": 264,
  "mask_h": 264
},
{
  "label": "water",
  "instance_id": "95a60500",
  "mask_svg": "<svg viewBox=\"0 0 264 264\" xmlns=\"http://www.w3.org/2000/svg\"><path fill=\"white\" fill-rule=\"evenodd\" d=\"M131 130L132 134L143 139L157 137L162 131L160 122L144 123ZM109 149L99 147L94 150L78 145L69 151H60L61 156L56 159L36 155L30 163L42 171L50 182L67 181L86 192H118L121 179L116 176L114 169L121 157L107 155ZM92 155L95 157H90Z\"/></svg>",
  "mask_w": 264,
  "mask_h": 264
}]
</instances>
